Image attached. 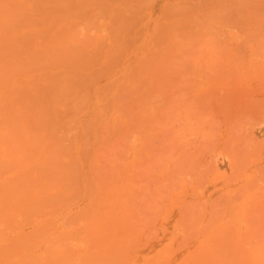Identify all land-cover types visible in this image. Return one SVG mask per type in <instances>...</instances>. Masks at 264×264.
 <instances>
[{
  "label": "rangeland",
  "instance_id": "1",
  "mask_svg": "<svg viewBox=\"0 0 264 264\" xmlns=\"http://www.w3.org/2000/svg\"><path fill=\"white\" fill-rule=\"evenodd\" d=\"M7 2L6 3H9L8 4V7H12V9H10L9 8V10H8V15H10V19H9V21L11 22V25H10V23H9V25L11 26V27H13V25H12V22L14 21L16 24H15V28L14 29H16V30H14L13 28H11L10 29V26H9V30L7 29V27H6V33H7V30H8V32L9 31H11V32H13V33H11L13 36H17V39L14 37V39H15V41L12 39L13 38V36H11L10 37V35L9 36H6L5 38L7 39V37H8V41L6 40V42H8V44L10 45H12V46H9L8 44H6L7 46H5V44H0V49H1V51L3 50V51H6V50H9V49H11V48H15V51H14V49H12L13 50V52H12V50H10V51H8V52H4V53H2V54H0V56L1 55H3L4 57H2V59L3 58H6L5 56H7V57H9V58H6V60H10L11 58H12V60H13V58H15L14 56H16V58L11 62V60L9 61L8 60V62L9 63H7V61H5V60H3V67H5L6 66V64H8V65H12V63H15L14 65L15 66H19V65H21V64H23V62L25 63V65H21V66H19L18 68L17 67H15V66H13V69H12V67H10V66H8V67H10V70L12 69L13 70V72L12 73H10V72H8L9 74H7L9 77H10V80L12 81V82H10V81H5V83H7L8 82V84L10 85H8L9 87H6V84H4V88H6V89H8L7 91H8V93L10 92V91H13V93L12 92H10V93H12L13 95H15V94H17V91H18V94L16 95L17 97H20V98H18L17 99V102H21L20 100H23V97H25L26 95L27 96H30L28 93V89H30L29 88V86H30V84H32L33 82H35L36 80H38L37 81V83L39 82V83H42L41 85H44V84H46L47 85V83H49L52 79H56V81H58V80H61V79H63L65 76L67 77L68 75H66L67 73L69 74H72V75H74V76H76V77H72L73 78V80H75V79H78L79 81H77L78 82V84H80L79 86L80 87H82L83 85L82 84H88V86H86V90H87V92H88V89H87V87H90V89H91V93L90 92H88L89 94H90V96H89V98L90 99H88V102L87 101H85L87 98H85V97H83V99H85V100H83V105H82V101L81 100H79L80 99V97H79V94L80 95H83V96H85V95H87V92H85V94H84V91H85V88H84V90H83V88L82 89H79V90H82V92L80 91V93H79V91H78V88H79V86L77 85H74L75 83H73V82H75V81H71V83L74 85H72L71 87H72V89L71 88H67V87H70L69 85L71 84H69V85H67V87H66V85H65V83L67 82V81H63L64 82V85H65V87L67 88V90L69 89V90H71V91H69V92H71V95H70V93L69 92H65V91H67L66 90V88H64L63 87V85L60 83L59 85H61L60 87L63 89L64 88V90L65 91H63L64 93H66V94H68V95H70V96H68L69 98H72V96H73V99H72V102L73 103H75V105H81L80 106V108H79V110H78V108L76 109V107L77 106H74L75 107V110H73V106H71V109H70V107L68 106V105H65L66 104V101H65V103H64V101H63V99L61 100V101H63V102H60V100L59 101H57L58 99L57 98H62V96L64 95L63 93V95L61 96L60 94V96L59 97H57L58 95H56L55 97H56V102H60V104L61 103H63V105L61 104V106L59 107V105H58V103H57V105H56V103L55 102H53V101H51V100H49L50 102H52V103H49L50 104V106L48 107V112H46V113H50L49 111H51V114L49 115V117L50 118H53V119H51V121H49V120H47V122H51L50 124L51 125H47L48 127H46V125H45V127H46V129H47V132L46 133H44V135H45V137H43V139H46L47 141L46 142H44L43 140V145H42V147H40L41 149H43L44 148V146L45 145H47L46 143L47 142H49V141H51L52 143H50V144H52V145H50L51 146V148L52 147H54V148H56L55 146H65L64 144H66L65 142H64V138H65V140H67V138H71L73 141L72 142H70V144L71 143H76L77 144V146H76V144H72L71 146H73V145H75V146H73V147H71V148H73L72 149V151H77L78 153H79V151H80V149H82V150H85V153L86 152H88V153H86V154H88L89 155V151H86V148L85 147H87V146H83V144H86L85 142H84V140H86V142H87V144L88 145H90V147L88 146L87 148H90V149H92L93 151H95V152H97V149H100V148H102L104 145H103V139H104V137H106L107 135H108V131H109V128H110V131H112V129L113 130H115L116 128H117V126H113L114 128H112V122H110L109 120L110 119H112V121H113V125L115 124V125H118V127L119 128H117L116 129V131H115V133H114V131H112L113 133H111L112 135H117L118 137H121L122 138V135H123V137H125V142H127L126 141V137H127V135L128 136H130V138H131V140H132V138H133V142L130 140L129 142H127L128 144H129V147L128 148H125V144H124V147H123V143H125L124 141H122L123 139H121V138H118V139H120L121 141V143L122 144H119V140L117 139V138H114V141H112L111 140V136H110V134H109V136L111 137H106L105 139H104V141H106V140H108L109 139V141H106L107 143L109 142L110 143V140H111V142H113V143H111V144H114V142H115V139L116 140H118V141H116L115 142V145L117 146L118 144H119V147L120 148H116L114 145H113V147H115L116 149H114L110 144L108 145L106 142V144H105V146L106 147H110V149L108 148H106L105 146V152H104V149L102 148V150H103V153H106V154H108V156H116V154H119V156L121 155V156H123V157H121V158H118L119 156H116V159L115 160H121L122 162H124V164H123V169H122V171H123V173L126 175V177H127V175H129L130 174V176H131V174L132 173H130V172H128L127 170H125V169H128L129 171H132V169L134 168V170L136 169V172H138L137 171V169L138 168H141V169H143V167H146V165L148 164L149 165V163L148 162H146V161H149V160H153V159H155L156 160V156H157V154L159 155V154H161L160 156H165L164 155V153L166 154L167 153V151L168 150H170L169 148L171 147V149H172V146H170V144L168 145V147H167V145H166V143L168 142H166V139H168L169 141H170V139L169 138H173V134H174V132L175 131H177V127H178V129H180L179 127H181V128H183V130H185L186 131V133H185V131L183 132V133H185L186 135V137L185 136H183L184 134H181V132L179 133V134H181V135H179V134H177L176 132V135H175V137L174 138H176V136L177 135H179L180 136V138H179V136H177L178 137V140L181 142V140H183V138L184 139H186L187 141L186 142H188V148L185 146V148H187V149H191V151H195L194 153L193 152H189L188 153V151H187V153L186 154H191V156H192V158H190L191 160L192 159H194L195 158V162L196 161H199V159H200V161H205V162H203L204 163V166L206 165L205 163L207 162V161H209V156H214L212 159L214 160V162L215 163H210L209 164V166H207L206 165V168L207 167H209V168H207L206 169V171H209L208 173L205 171V173L208 175H206V174H204V170H205V168L204 169H202L201 168V166L203 165L200 161L199 162H196V164L197 165H199V166H196V164H194L195 165V167L197 168V169H193L194 168V165H193V160H192V163L190 162H188V163H186L185 165V170H187L188 172L190 171V170H193L194 172H197L198 173V169H200V171L202 170V172H203V174H201V176L199 175V173H198V175L195 177L194 175L195 174H197V173H193V175H191V174H189L190 176H188V172L187 171H185V173L187 172V176L184 178V180L186 181V178H187V180H188V177L189 178H192V181H190V180H188L187 182L188 183H186L185 185H186V189H185V187H183L182 188V194H178V193H180V191L177 193L178 195V198L176 199V198H174L173 199V201H175V200H177V202L175 201V202H173V203H178V205L179 206H183L182 207V209L183 208H185L186 209V207H187V204H189L190 205V202H191V204L193 203V202H195L196 200H199L200 199V203H203L204 202V200H206L207 198H205L204 200H203V202H201L202 200V193H204L205 195H207V196H211V198H212V200H214L213 201V203H212V200H210V198L208 199V202H209V200H210V202L212 203L211 204V206L210 205H208V204H206V201L204 202L206 205H208L209 207H210V210L212 211L213 210V212L215 211H217L218 209H220V207H221V209H222V207L224 206V204L226 205V202H227V198H229V196H231V191H232V193H234L236 190V192H237V194H239L240 193V191L242 190L241 188H240V186L242 187H244L245 185H246V183H247V186H251V184H252V182L251 183H249L248 184V182H249V180H250V177H251V179H253L254 178V182H257V185H259V184H261L262 183V185H261V189H262V187L264 188V182H261V180H262V177H263V173H264V159H263V156H264V152H262V151H264V115H262L263 114V112H264V109H263V107H264V60H263V58H264V49H261L260 47H259V52L260 53H258V51H256V49H258V46L260 45V44H258L259 43V41L257 42V46L255 45V46H253L254 44L252 43V42H255L256 40H259V37H262V30H263V32H264V0H77L76 2L77 3H74L75 2V0L73 1H71L72 3H70L69 4V6H68V4H66V5H64V3L65 2H67V0L63 3V1L60 3V0H6ZM79 1L81 2V3H79ZM2 2H4V0H0V3H2ZM48 2H50V3H48ZM83 2H85V3H83ZM11 3H14V4H16L17 5V3H18V5L20 4V6H15L14 4H13V6H12V4ZM79 3V4H78ZM11 4V5H10ZM74 4H76V5H79V7H77L76 5H74ZM82 4H84V5H82ZM82 6V8H81V6ZM228 5H230L231 7H232V5L234 6V7H236V9H234V7L233 8H231L230 6H228ZM13 7H14V10H13ZM21 7V8H20ZM77 7V8H76ZM225 8V9H224ZM229 8H231V9H229ZM223 9H224V12H225V14L223 13ZM234 9V10H233ZM14 12H13V11ZM17 12V13H16ZM21 14V15H20ZM227 14V15H226ZM20 15V16H19ZM22 17V18H21ZM26 17L28 18V19H26ZM7 18H8V16H7ZM8 21V20H7ZM14 22H13V24H14ZM34 22V23H33ZM37 23V25H36V23ZM43 22V23H42ZM44 22H45V25H44ZM46 23L48 24V28H46ZM7 24H8V22H7ZM31 24H33V25H31ZM35 24V25H34ZM40 24H41V26L42 25H44V27H43V29H42V27H39L40 26ZM51 25V28H50V25ZM93 24H95V26L93 27ZM20 26V27H19ZM22 26V27H21ZM36 26H38V27H36ZM84 26H86V27H84ZM33 27L35 28V29H38L37 30V32H36V30L34 31L33 30ZM53 27V28H52ZM78 27H81V28H78ZM18 28H20V29H18ZM40 28H41V30H40ZM45 28V29H44ZM68 28L70 29L69 31H68V33L66 32V30H68ZM73 28H74V31H76V34L74 33V31H73ZM84 28H86V29H84ZM23 29V30H22ZM51 29H53V31L51 30ZM55 29L56 30H59V34H61L62 35V32L60 33V30H63V36H64V30H65V32L67 33V34H70V31H71V33H73V34H75L76 36H78L77 34H80L83 30H87L88 32H90V34L87 32V34L83 31L82 33H81V36H82V38L81 37H78V38H80V39H78L77 41L78 42H80L79 44H77V46H74V44H73V49H75V47H77V49H80V50H77V49H75L76 51L75 52H73L74 50H72L71 48V46H70V50L69 51H71L70 52V54H68L69 53V51L67 52V51H61L59 48V51H61V53L58 51V53H55L54 54V56L57 54L58 56H59V54H62V52H67V55H69L68 57H67V55L66 56H64V57H62L61 55L59 56V59L60 60H58V61H54L53 62V60L52 61H48L49 63H50V67H48L49 65V63L48 62H46V63H48V64H45L44 63V65H43V63L41 62V61H43L44 62V58L43 59H41L43 56H42V53H49V52H52V53H49V54H44V55H46V56H48V58L50 57L51 59L53 58V56L51 57V55L50 54H53V48L51 49L50 48V44H52V43H58L59 41H61V37H60V39H59V37L58 36H60V35H58L57 34V32L58 31H55ZM75 29H77L78 30V32H77V30H75ZM97 29V30H96ZM18 30L21 32V33H23V34H21L20 32H18ZM44 32H43V31ZM48 30H50V31H48ZM41 31V32H40ZM80 31V32H79ZM92 31V32H91ZM43 32V33H42ZM48 33V36L46 35L47 33ZM55 32H56V34H55ZM94 32V34H91V33H93ZM16 33V34H15ZM26 33H27V36H26ZM36 33V34H35ZM37 33H39V34H37ZM57 35V37H58V39H57V37L56 38H54L55 37V35ZM9 33H7V35H8ZM19 34H21L20 35V37H19ZM25 34V35H24ZM89 34V35H88ZM258 34H260V35H258ZM29 35V36H28ZM36 35H37V37H36ZM51 35H54V36H52L51 37ZM71 35V34H70ZM75 35H73L74 37H75V41H76V39H77V37L75 36ZM88 35V36H87ZM91 35H92V37H93V39L91 38ZM94 35V36H93ZM169 35V36H168ZM170 35H175V41H176V39H177V41H178V39H180V40H182V41H184V39H186L187 37H189V36H193V37H197L196 39L197 40H205V41H207L208 43L210 42V44H205V45H207V46H205V45H203L204 46V48L206 47V49L208 50H206V49H203L202 50V47L203 46H201V48L199 47V49L200 50H198V49H196L195 50V48H194V46L192 47H190V51L187 49V48H189L188 46L187 47H184V49L186 48V52L185 51H183V49L181 50L183 53L185 52V54H187L188 52L190 53L191 51H192V49H194V52L195 51H199V54H198V52H196L197 53V55H196V53H194L193 51H192V53L193 54H191V56H193V57H191V56H188V55H190V54H188V55H183L182 53H181V55H180V51H177V50H179V48L180 47H183L182 46V44H180V47H179V45H178V47H174V48H177V50L176 51H172V50H174V48H172L173 47V45H172V47L170 46V44H172V42L170 41L171 39L172 40H174L172 37H174V36H170ZM3 36V35H2ZM33 36H34V41H33ZM66 36V35H65ZM64 36V37H65ZM68 36V35H67ZM89 36H90V38H89ZM264 36V35H263ZM26 37H28V38H26ZM48 39V40H46V38ZM49 37H51L53 40H55V41H53V42H51V43H49L50 41H51V39L49 38ZM70 37V36H69ZM83 37L85 38V37H88V38H85V40L83 41V40H81V39H83ZM5 38H1L0 37V40L2 39V41L5 39ZM19 38H20V40H19ZM25 40H24V39ZM43 38V43L41 44L40 42H42V39ZM73 38V37H72ZM169 38H171V39H169ZM184 38V39H183ZM262 38H264V37H262ZM12 39V40H11ZM28 41H27V40ZM50 39V40H49ZM56 39H57V41H56ZM92 39V40H91ZM169 41H168V40ZM261 39V38H260ZM12 42H11V41ZM19 40V41H18ZM64 40H65V38H64ZM67 40H68V37H67V39H66V41L65 42H67ZM81 40V41H80ZM5 41V40H4ZM3 41V42H4ZM13 41H14V43H13ZM33 41V42H32ZM46 41H48V42H46ZM62 41H63V38H62ZM1 42V41H0ZM3 42H1V43H3ZM6 42H4V43H6ZM10 42V43H9ZM18 43V46H17V43ZM21 42V43H20ZM25 42V43H24ZM77 42V43H78ZM82 42H84L83 44H82ZM171 42V43H170ZM19 43H20V45H19ZM31 43H32V45L33 46H31ZM39 43V44H38ZM48 43H49V45H48ZM63 43V42H62ZM72 43V42H71ZM73 43H74V40H73ZM170 43V44H169ZM15 46H14V45ZM26 45V46H22V45ZM66 44V43H65ZM70 44V43H69ZM80 44H82V47L83 46H86V47H84V48H82L81 46H80ZM167 44L169 45V46H167ZM222 44H223V46H222ZM36 45V46H35ZM75 45H76V43H75ZM78 45H79V47H78ZM209 45H210V47H209ZM3 46H5V48H3ZM10 48H9V47ZM21 46H22V49H23V51H21ZM52 46V45H51ZM53 46H54V44H53ZM186 46V45H185ZM212 46V47H211ZM221 46V47H220ZM7 47V48H6ZM27 47V49H26V51H25V48ZM55 47H56V45H55ZM224 47V48H223ZM253 47L255 48L254 50L256 51H254L253 50ZM257 47V48H256ZM19 48V49H18ZM29 48H30V50L33 48V50H32V52L31 51H29ZM67 48H69V47H67ZM82 48V49H81ZM170 48V49H169ZM171 48H172V50H171ZM210 48V49H209ZM250 48V49H249ZM6 49V50H5ZM44 49H46V50H44ZM51 49V50H50ZM84 49H86V50H84ZM213 49V50H212ZM220 49V50H219ZM17 50H19V51H17ZM50 50V51H49ZM81 50H84V51H86V55H88V56H86L84 53H82V54H84V55H81V56H86V57H80V52H84V51H81ZM169 50L171 51V52H169ZM188 50V51H187ZM205 50V51H204ZM215 50V52H213L212 53V51H214ZM222 50L224 51L225 50V53L223 54V52H222ZM253 50V51H252ZM1 51H0V53H1ZM2 51V52H3ZM27 51H28V54H27ZM34 51V52H33ZM79 51V52H78ZM216 51H218V53L217 54H219L220 52H222V55L223 56H225V57H221L222 58V60L223 59H225V60H223L222 61V64L220 65V64H218L217 65V63L216 62H218V63H220L221 62V60H220V62H219V59H220V57L219 56H221V54H219L218 56L216 55ZM11 52V53H10ZM21 53L19 56H17L16 54H18V53ZM25 52V53H24ZM31 52V53H30ZM57 52V51H56ZM76 52H78L77 53V55L75 54V56L76 57H78L77 59H75L76 57L75 56H72V55H74V53H76ZM173 52H175V53H173ZM202 53V55H203V58H202V55H200L201 53ZM204 52H206V53H208V54H204ZM210 52V53H209ZM251 52H252V54L254 55V54H256V56L254 55H252L251 54ZM10 53V54H9ZM24 55H23V54ZM39 54V55H37V54ZM71 53H73L72 55H71ZM109 53V54H108ZM170 53V54H169ZM178 53V54H177ZM262 53V54H261ZM12 54H13V56H12ZM25 54H26V56H30V54H31V58H30V60H34V58L35 57H40V54H41V58L39 59L40 60V62L41 63H39L38 64V62H36V63H33V65H30V67H29V65H28V62L26 61V60H28V61H30L29 59H27L28 57H24L25 56ZM34 54H36V56H34ZM108 56H107V55ZM156 54V55H155ZM178 55L177 57L175 56V55ZM196 56H195V55ZM210 54H213L212 56H214V55H216V57H218V61H216L215 62V57H211V55ZM261 54V55H260ZM50 55V56H49ZM56 55V56H57ZM71 55V56H70ZM79 55V56H78ZM104 55H106V56H104ZM173 55H174V57H173ZM209 56L208 58L209 59H205L206 57L205 56ZM10 56H11V58H10ZM32 56H34L33 57V59H32ZM56 56L54 57V59H56ZM181 56V57H180ZM184 58H183V57ZM195 56V57H194ZM199 56H201L200 58H198ZM21 57H24V59L22 58V59H20ZM70 57H72V58H70ZM73 57H75L74 59H73ZM79 57H80V59H81V62H79L80 61V59H79ZM180 57V58H179ZM187 57V58H186ZM188 57L190 58V59H188ZM227 57L229 58L228 60H227ZM245 57H246V59H245ZM17 58H19V59H17ZM68 58H70L69 60L71 61H67L68 60ZM83 58V59H82ZM89 58V59H88ZM154 59V58H162V60H163V62L161 63V65H162V67L161 66H159V74L156 76V77H158V79H156V77L154 76V73H155V75H156V70H152L153 68L154 69H157V68H155V67H153L154 66V64H152L151 62H154V61H151L150 62V60L149 59ZM186 58V59H185ZM191 58H193V59H191ZM198 58V59H197ZM211 58H213L212 60H211ZM235 58V59H234ZM236 58H241V59H243L242 61H241V59H238V60H240L241 62H240V64H237V63H239V62H235L234 60H236L237 61V59ZM1 59V58H0ZM2 59L0 60V61H2ZM16 59H17V61H20L21 63H17V61H16ZM47 59V57L45 58V60ZM50 59V60H51ZM58 59V58H57ZM62 59H64L65 61H66V63L64 62V60L63 61H61ZM67 59V60H66ZM88 59V60H87ZM181 60V59H183V61L185 62V63H183V61L181 60L179 63H178V61L177 60ZM190 61H188V60ZM202 60V59H205V60H208V61H205V60H203L202 62L201 61H199V60ZM232 59H234V60H232ZM23 62H22V61ZM48 60V59H47ZM46 60V61H47ZM72 60H75V61H72ZM84 60V61H83ZM88 61V63H87V61ZM187 62H186V61ZM191 60H193V61H191ZM210 60V61H209ZM214 60V61H213ZM216 60H217V58H216ZM231 60H232V63H230L231 62ZM6 62V64H5V62ZM36 61H38V60H36ZM79 62V64H77L78 62ZM198 62L197 64H195V62ZM226 61H227V64H226ZM228 61H230V62H228ZM234 61V62H233ZM10 62H11V64H10ZM33 62H35V61H33ZM59 62L61 63V62H63V64L61 65V66H57V68H55L56 67V65H58L59 64ZM68 62V63H67ZM147 64H146V63ZM149 62H150V64H152L153 66V68L151 67L150 68V70L148 71L149 73H150V75L148 76V72H147V67L145 66V65H148L149 64ZM211 63V65H210V63ZM213 62V63H212ZM1 63V62H0ZM32 63V62H31ZM31 63H29V64H31ZM55 63V64H54ZM58 63V64H57ZM65 63V64H64ZM86 63V64H85ZM193 63V64H192ZM205 65H204V64ZM229 63V64H228ZM233 63H236L237 64V66L236 65H234ZM2 64H0V67L2 68ZM5 64V65H4ZM16 64H18V65H16ZM34 64H35V66H37V64H38V67L36 68L35 66H34ZM41 64V65H40ZM55 65L54 66V68H52L53 66L52 65ZM70 66H69V65ZM75 64V65H74ZM184 64H185V66H184ZM188 64V65H187ZM199 64V65H198ZM202 64H203V66H202ZM28 66V67H26L27 69H25V66ZM45 65H47V66H45ZM65 65V66H64ZM67 65V66H66ZM71 65H73V66H71ZM78 65V66H77ZM83 65V66H82ZM90 67V68H88V69H86L85 67H88V66ZM160 65V64H159ZM164 65V66H163ZM183 65V66H182ZM192 65H196V67L195 66H192ZM201 65V66H200ZM215 65H216V67H215ZM222 65H223V67H222ZM6 66V67H7ZM32 66V67H31ZM40 66V67H39ZM65 67V68H63V67ZM80 66V67H79ZM85 66V67H84ZM148 66H150V65H148ZM189 66H191V68L189 67ZM201 68H200V67ZM211 66H213V67H211ZM239 66V67H238ZM15 67V68H14ZM35 67V68H34ZM42 67H44L43 69H42ZM66 67H70V71L69 70H67L66 69ZM75 67H77V68H75ZM85 68V69H81V68ZM142 67H143V70H144V67H145V70H146V73H145V70H144V72H141V71H143L142 70ZM164 67V73H162V72H160V71H163V70H161V68H163ZM204 67V68H203ZM237 67L240 69H238L237 70ZM262 67V68H261ZM0 68V69H1ZM17 68V71L15 70ZM22 68H24L25 70H21ZM30 68V69H29ZM32 68H33V70H32ZM48 68V69H47ZM73 68L75 69V70H73ZM195 68V69H194ZM203 68V69H202ZM224 68V69H223ZM52 69V70H51ZM60 69V70H59ZM69 69V68H68ZM71 69L73 70V71H71ZM149 69V68H148ZM198 69V70H197ZM209 69V70H208ZM11 70V71H12ZM15 70V71H14ZM26 70H29L28 72L26 71ZM58 70V71H57ZM64 70H66V71H64ZM82 70V71H81ZM91 70V71H90ZM93 70V71H92ZM201 70V71H200ZM204 70L206 71V72H204ZM263 70V71H262ZM23 71H26L27 73H23L22 74V72ZM60 71V72H59ZM75 71H77V72H75ZM81 71V72H80ZM138 71V72H137ZM154 71H156V72H154ZM197 71H199V72H197ZM210 71V73H208ZM223 71V72H222ZM19 72H21V75H20V73ZM42 72V73H41ZM57 72H59V73H57ZM65 72V73H64ZM67 72V73H66ZM75 72V73H74ZM79 72V73H78ZM90 74V72H92V75L90 74H88V73ZM213 72V73H212ZM217 72V73H216ZM236 72H237V74H236ZM250 72V73H249ZM16 73V74H15ZM19 74V77L21 76H23L22 78H18V74ZM74 73V74H73ZM161 73V74H160ZM25 74L26 75H28V76H25ZM42 74V75H41ZM45 74V75H44ZM58 74V75H57ZM82 74V77L80 76ZM135 74V75H134ZM141 74H143V76L144 77H146V78H144L142 75V77L141 78H139L140 77V75ZM152 74H153V76L154 77H152ZM200 74V75H199ZM240 74V75H239ZM16 75V76H15ZM44 75V76H43ZM72 75H70V76H72ZM78 75V76H77ZM86 75H88V76H86ZM213 75V76H212ZM246 75V76H245ZM249 75V76H248ZM11 76H12V78H11ZM36 76V77H35ZM49 77L51 80H49L48 82L47 81H45V82H47V83H44L43 84V82H41V81H43L44 79L42 78V77ZM69 76V77H70ZM84 76V77H83ZM94 76V77H93ZM130 76V77H129ZM134 76V77H133ZM153 78H151V77ZM221 76V77H220ZM244 76V77H243ZM9 77L7 78L8 80H9ZM33 77H35V78H33ZM60 77V79H58ZM88 77V79L86 80V78ZM161 77V78H160ZM42 78V79H41ZM75 78V79H74ZM80 78H85V82L81 79L80 80ZM135 79V81H132V79ZM136 78H138V80L137 81H140L139 83H137L136 82ZM150 78V79H149ZM155 78V79H154ZM41 79V80H40ZM92 79H95V80H92ZM133 79V80H134ZM141 79H142V82H141ZM15 80V81H14ZM48 80V79H47ZM54 80H52V81H54ZM146 80V81H145ZM156 80H159V81H157L156 82ZM14 81V82H13ZM87 81H88V83H87ZM92 81V82H91ZM96 83H95V82ZM154 81V82H153ZM176 81H179V82H176ZM183 81V82H182ZM10 82V83H9ZM16 82V83H15ZM62 82V83H63ZM76 82V83H77ZM90 82L91 83H93L94 82V84L91 86V84H90ZM130 82H132L133 84H134V82L136 83V84H140L139 86H138V88L135 86V89H131V86L129 87L128 86V84H132V83H130ZM156 82V83H155ZM38 83V84H39ZM146 83H149V84H146ZM152 83V84H151ZM172 83V84H171ZM177 83V85L178 86H176L175 84ZM178 83H180V85L178 84ZM11 84L14 86L15 84L16 85H18V88H17V86H15L14 88H12V90H11ZM132 84V85H133ZM28 85V86H27ZM35 86H36V82H35V84H34ZM41 85H39V87L41 86ZM90 85V86H89ZM151 85H155L154 86V89L152 88L153 86H150ZM173 85H175V86H173ZM182 85V86H181ZM12 86V87H13ZM32 86H33V84H32ZM32 86H30V87H32ZM34 86V87H35ZM77 87V93H78V98H77V96H76V87ZM128 86V87H127ZM180 86V87H179ZM3 87V86H2ZM1 87V88H2ZM33 87V88H34ZM38 87V88H39ZM45 87V86H44ZM47 87H48V85H47ZM74 87V88H73ZM94 87V88H93ZM123 87V88H122ZM133 87H134V85H133ZM157 87V88H156ZM158 87L161 89V90H159L158 89ZM43 88V86L42 87H40V89H42ZM61 88H60V91H62L61 90ZM141 89V91H140V89ZM178 88H180V90L178 89ZM182 88V89H181ZM6 89L3 91V88L2 89H0V91L2 90L3 92H4V94L7 92L6 91ZM14 89V90H13ZM15 89H16V93H14L15 92ZM47 89V88H46ZM143 89H144V92L145 91H147V92H143ZM155 92V90L157 91V92H163L162 94V96L160 95V93H154V92H152V90ZM158 89V90H157ZM165 89V90H164ZM171 89H172V92H174V90L176 91H178V93L176 94L175 92H174V94L171 92ZM26 90V91H25ZM44 90H45V88H44ZM168 90H169V92H168ZM183 90V91H182ZM259 90V91H258ZM263 90V91H262ZM75 93H74V92ZM130 91V92H129ZM2 92V93H3ZM28 92V93H27ZM93 92V93H92ZM138 94H137V93ZM229 92V93H228ZM236 92H238V93H236ZM1 92H0V94H2ZM8 93H6L5 94V96L7 97V98H5V99H8V100H5L4 101V103L7 101H9L10 102V100H9V98L11 99V103H13L14 102V105H17V104H19V103H17V102H15L16 101V99H14V97L15 96H13L12 94V97L13 98H11V97H9V94ZM27 93V94H26ZM82 93V94H81ZM141 93H142V95H141ZM154 93V95H152ZM167 93H169V94H167ZM172 93V94H171ZM182 93V94H181ZM4 94H2V96L4 95ZM8 94V95H7ZM19 94L21 95V96H19ZM155 94H157L158 95V98H159V95H160V97H162L163 98V101L164 102H160L159 101V103H161L162 104V106H163V104L166 102V101H169V98H173L172 100L174 101V102H176L177 100V102L180 104V101H182V104H183V102L184 101H189V103H188V105L189 106H187L188 107V110H189V108H190V111L192 110L193 112H194V114H193V112L191 111V113H190V111H188V110H185V111H187V112H185V113H188L189 112V115H196L197 114V116H198V113H200L199 114V117L201 116L202 117V115H207L208 117H207V120H210V122H211V124H208V123H210V122H208V121H203V122H205L204 124H203V122H202V120L201 121H198V124L200 123V125L201 124H203L202 125V128L203 129H205V130H207L209 127L211 128V126L213 127L214 126V124H215V127L218 125V124H220L219 126L220 127H218V129H220L219 130V132H217V134H218V136L220 137V140H219V137L218 136H216V137H218L217 138V141H216V137L214 138V134H213V138H212V140H210L209 138H206L207 140H206V142H207V144H208V142H209V140L211 141V142H213L214 143V146H215V153H213V152H210L209 153V151H208V153H207V150L209 149L210 150V145H207L206 146V148H208L207 150H205L204 151V149H206V148H204L205 147V145H204V147H203V145H202V149H203V151L204 152H202V149L201 150H199V152H198V149H200V145H201V143H204V142H202L201 140H203V141H205L204 139V135H206V134H202V136L199 134V135H197V134H195L196 133V131H193L192 130V128H188V127H190V126H195V124L193 125V123L191 122V123H189L190 122V116H189V119L187 118V120H189V122H188V124L187 125H189L188 127L186 126V122H185V125H184V123L182 124V122H184V119H183V121H180V120H178L179 121V123L178 122H176L175 123V121L172 119V121L171 120H168V121H170V122H167V120L166 119H164V117H163V115L165 114V111H167V110H170V111H167V117H168V119H171V115H169V113L171 112L172 114L174 113V112H172L173 110H174V108H179V112H177L176 111V114L177 113H179L180 114V111H181V113L183 112L181 109L182 108H180L179 106L181 105H179L178 103H174L175 104V107H174V105L172 104H169L171 101H169V102H167L168 103V105L165 103V105H167V107L165 106H163V109H162V106H161V108H159L160 107V105H158V103L157 104H155L154 106H155V111L157 110V107H158V110H157V112L155 113V111H153V110H151V113H150V109L151 108H153L150 104L151 103H149L148 105L149 106H151V108L148 106V105H146V104H144V103H141L142 102V99H143V97L144 98H146V99H150L151 97V100L152 99H154V100H152L153 102H155L156 100V98H154V96H156L157 97V95H155ZM167 94V95H166ZM180 94H181V96H180ZM238 94H239V96H238ZM257 94V95H256ZM261 94V95H260ZM10 95V96H11ZM145 95V96H144ZM148 95L150 96V97H148ZM171 95V96H170ZM173 95V96H172ZM175 95H177L176 97H174ZM178 95H179V98H178ZM237 95V96H236ZM250 95V96H249ZM2 96H0V97H2ZM66 96V97H67ZM88 96V95H87ZM86 96V97H87ZM122 96V97H121ZM133 96V97H132ZM143 96V97H142ZM164 96V97H163ZM170 96V97H169ZM228 96V97H227ZM253 96H254V98H253ZM9 97V98H8ZM74 97H75V99L77 98V102H79L78 104L76 103V102H74ZM182 97V98H181ZM230 97V98H229ZM232 97V98H231ZM3 98V97H2ZM2 98L0 99V101L2 100ZM60 98V99H61ZM174 98H176V99H174ZM224 98H225V101H224ZM13 99V100H12ZM20 99V100H19ZM65 99H67V98H65V95H64V100ZM81 99H82V97H81ZM122 101V103L120 104L119 103V101L120 100ZM165 99V100H164ZM181 99H186V100H181ZM191 99V100H190ZM227 99H229L228 101H230V99H231V102H234V104L236 105V103L238 102H241V104L242 103H246L245 105H244V107L241 105V104H238V105H240V106H235L234 105V107H239V108H241V110L244 108V110H242L240 113H241V115H240V113L238 114V110L240 111V109H236L235 108V111L237 112L236 113V115L232 112V114H234V116H235V118L233 119L232 117H234L233 115H230V116H228V117H226L227 115H229L228 113H230L231 114V112H228L227 113V111H226V113L224 114V110H226L227 108L229 109V107H227L226 105V101H227ZM238 99V100H237ZM243 99V100H242ZM251 99V100H250ZM52 100H55V98L53 99V97H52ZM68 100V99H67ZM70 101H71V99H69ZM92 100V101H91ZM135 101L136 100V103H138L139 105H138V107H140V108H142V110H143V106H144V108L146 109H144V111L146 112V113H144L141 109H139L138 107V112L140 111H142V113H135L136 112V109H135V106H137V104H135L134 102H133V108L135 109V112H133L134 114H137V115H139L140 117L139 118H137V120H136V115H134V114H132V111H134L133 110V108H132V111H130V109H131V107L129 106V101H130V104H131V101ZM150 100V101H151ZM157 100H161V99H157ZM171 100V99H170ZM176 100V101H175ZM234 100V101H233ZM258 100V101H257ZM47 101V105H48V100H46ZM45 101V102H46ZM84 101H85V103H84ZM120 101V102H121ZM128 101V102H127ZM145 101V100H144ZM151 101V102H152ZM2 102V101H1ZM6 102V103H7ZM124 102H125V104L126 103H128L127 105L130 107V109H129V111L130 112H128V109H126L127 108V105L125 106L124 105ZM148 102V101H147ZM157 102V101H156ZM226 102V103H225ZM17 103V104H16ZM111 103H112V105H111ZM113 103H114V105H115V107L113 108L112 106H113ZM146 103V102H145ZM187 103V102H186ZM46 104V103H45ZM44 104V105H45ZM53 104V105H52ZM67 104H69L70 105V102L68 101L67 102ZM72 104V103H71ZM120 104V105H119ZM123 104V105H122ZM140 104H143V105H141L140 106ZM178 104V105H177ZM55 105V106H54ZM65 105V106H64ZM74 105V104H73ZM107 105L109 106H111L110 108H109V111H108V108H107ZM135 105V106H134ZM187 105V104H186ZM185 105V106H186ZM228 105H230L229 103H228ZM233 105V104H232ZM231 105V106H232ZM254 105V106H253ZM66 106H68V109L70 110V111H68V109H67V107ZM78 106V107H79ZM123 106H125V108H124V110L126 109L127 110V112L126 111H124V110H122L123 108ZM173 106L174 108H171V107ZM178 106V107H177ZM226 106V107H225ZM246 106V107H245ZM249 106V107H248ZM52 107H54L53 109H52ZM56 107V108H55ZM63 107H66V110L63 108ZM119 107V108H118ZM128 107V108H129ZM182 107V106H181ZM186 107V108H187ZM222 107H224V108H222ZM44 108H45V106H44ZM50 108V109H49ZM81 108H82V110H81ZM115 108H117L116 110H115ZM169 108V109H168ZM192 108V109H191ZM248 108V109H247ZM250 108H251V110H250ZM255 108H257V109H255ZM262 108V109H261ZM45 109H47V108H45ZM106 109H107V113H106V115H105V113H104V111L106 112ZM112 109H113V112L114 113H112ZM164 109H166V110H164ZM177 109H175V110H177ZM185 108H184V104H183V110H184ZM233 108L231 107L230 108V111L232 110ZM253 109V110H252ZM72 110V111H71ZM78 110V111H77ZM122 110V111H121ZM163 110V111H162ZM174 110V111H175ZM222 110L224 111V112H222ZM234 110V109H233ZM248 110H249V112H248ZM76 111V112H75ZM117 111V112H116ZM119 111V112H118ZM121 111V112H120ZM125 112V113H123V114H121L122 112ZM229 111V110H228ZM251 111V112H250ZM44 112H45V110H44ZM164 114H163V113ZM169 112V113H168ZM196 112H198V113H196ZM213 112H216V114H214ZM110 113H112L111 115H110ZM121 115H120V114ZM130 113L131 114V116H127L128 114ZM148 113V114H147ZM152 113H153V116H152ZM161 114L162 113V116H160V115H158V114ZM170 113V114H171ZM184 112L182 113V115L181 116H183V114L184 115H186ZM254 113V114H253ZM125 114V115H124ZM129 114V115H130ZM147 114V115H146ZM150 114H151V116L152 117H155V115H156V117L157 116H159V117H162V118H159V120L161 119L162 120V122L161 121H159L158 120V123L157 124H159V123H162L161 125H163V126H165L164 128H163V126L161 127V128H158L157 126H153L152 124V126L150 125H148V123L149 122H151L152 123V121H153V118L150 116ZM175 114V113H174ZM178 114V115H179ZM212 114L215 116V117H212ZM47 115V116H48ZM105 116V120H104V116ZM124 115V116H123ZM149 115V116H148ZM191 115V117H193ZM217 115V116H216ZM219 115H221V116H223V115H226L225 116V118H224V116H223V118H224V120H226V124L224 123V124H222V120H223V118L222 119H220L218 116ZM52 116V117H51ZM109 116V117H108ZM110 116H112V117H114L115 118V116H117L118 118H115L116 120H114L112 117H110ZM121 116V117H120ZM126 116V117H125ZM133 116H136V117H133ZM143 116L145 117V116H147L149 119H146L145 118V120H146V124H143V122L145 121V120H141V119H143ZM170 116V117H169ZM173 116V115H172ZM203 116V117H204ZM220 116V117H221ZM254 116H256V117H254ZM48 117V118H49ZM106 117H108V120H107V118ZM122 119V120H120V118ZM127 117H129V119H132L133 118V120H135V122L137 123V125H138V123H139V125H140V127H139V125H138V129L139 130H137L138 131V134L140 135H138L137 134V131H136V126H134V125H131V123L129 122V119L127 118ZM132 117V118H131ZM174 117V116H173ZM178 117V116H177ZM201 117L198 119V120H200L201 119ZM259 117V118H258ZM101 118H103V120L101 119ZM125 118V119H124ZM182 117H180L179 119H181ZM183 118H185V117H183ZM195 118H196V116H195ZM214 118V119H213ZM215 118H217L216 120H215ZM239 118H240V120H241V122H243V123H239L240 121H239ZM254 118V119H253ZM120 121H119V120ZM157 119V118H156ZM156 119H154V121L156 120ZM178 119V118H177ZM197 119V118H196ZM204 119H205V117H204ZM203 119V120H204ZM227 119H229V120H227ZM231 119V120H230ZM46 120L44 121V122H46ZM101 120L103 121L102 123H103V125H106L105 127L108 129V131L106 132L107 134H105V131H106V129L104 130L103 128H105V127H102L103 125H101L102 123H101ZM125 120H127L129 123H127V121H125ZM133 120H131L134 124H136ZM149 120V121H148ZM182 120V119H181ZM215 120V121H214ZM219 120H221V121H219ZM233 120V121H232ZM238 120V121H237ZM255 120H256V123H255ZM98 121V122H97ZM100 121V122H99ZM105 121L107 122V121H109L110 123L109 124H107V123H105ZM118 121H119V123H118ZM139 121V122H138ZM157 121V120H156ZM156 121L155 122H153V123H156ZM191 121H194V117H193V120H191ZM235 122V123H237V124H234V127H232L233 125H232V122ZM46 122V123H47ZM172 122H173V125H174V123H175V125L173 126L174 127V129H173V127L170 129V127H168L170 124L169 123H171V125H172ZM218 122V123H217ZM227 122H228V124H227ZM244 122L246 123L245 125H244ZM31 124H33L32 122H30ZM52 123H53V125H52ZM95 123V124H94ZM98 123V124H97ZM121 123V124H120ZM165 125H164V124ZM178 123V125L179 126H177L176 124ZM196 123V122H195ZM206 123L209 125V127H208V125L206 126ZM256 124L255 126L256 127H253L254 125L253 124ZM257 123H258V125H257ZM99 124H100V126H99ZM119 124H120V126H119ZM190 124H192V125H190ZM197 124V123H196ZM213 124V125H212ZM239 124V125H238ZM44 125V124H43ZM54 125H56L57 126V128L54 126ZM109 125H111L110 127H109ZM122 125H124L123 127H125V128H123L122 127ZM143 125H145V126H143ZM181 125V126H180ZM183 125H184V127H183ZM204 125L206 126V127H204ZM211 125V126H210ZM221 125H222V127H221ZM223 125H224V127H223ZM236 125V126H235ZM251 125H253V126H251ZM53 128H52V127ZM108 126V127H107ZM132 126L134 127V128H132ZM146 126H148V128L149 127H151L152 129H150V130H152L151 132H148V134H145L144 136H148L147 137V139H146V141H145V139H144V141H143V139H142V137H141V133H143L142 131L144 130V127H145V129L147 128ZM197 126V125H196ZM195 126V127H196ZM199 126V125H198ZM197 126V127H198ZM227 126H229L228 128H227ZM232 128H231V127ZM244 126V127H243ZM246 126V127H245ZM248 126H250V128L248 127ZM50 127V128H49ZM55 127V128H54ZM95 127V128H94ZM100 127V128H99ZM121 127H122V129H121ZM127 127H128V129H127ZM157 128V129H159V130H165V128H166V131H165V133L167 132V134H168V138L167 137H164V136H166L167 134H165L162 130H161V132L158 130H154L153 131V128ZM159 127H160V124H159ZM195 127H193V128H195ZM227 129H226V128ZM238 127V128H237ZM252 127H253V130H252ZM262 129H261V128ZM61 128V129H60ZM99 128V129H98ZM147 128V129H148ZM154 128V129H155ZM201 127H199L197 130H199V129H202ZM209 128V129H210ZM214 128V127H213ZM213 128H211V129H213ZM222 128V129H221ZM242 128V129H241ZM243 128H244V130H246V131H244L243 130ZM255 128V129H254ZM46 129H45V131H46ZM53 129V132L51 131ZM55 129H57V131L55 132ZM102 131H101V130ZM120 129V131L119 132H117L118 130ZM126 129V130H125ZM140 129H142V131L140 132ZM147 129H146V131H147ZM196 129V128H195ZM210 129V130H211ZM224 129H225V131L227 130V132H226V134H225V131H224ZM228 129H231V130H228ZM232 129H237V131H236V133L232 130ZM51 131V134H48L49 133V131ZM58 130H59V132H58ZM103 130H104V136L102 135V133H103ZM124 130H125V132L126 133H123L124 132ZM149 130V131H150ZM171 130V131H170ZM182 130V129H181ZM215 130H217V128L215 129ZM222 130V131H221ZM64 131H66V132H64ZM127 131H128V133H130V134H128L127 133ZM200 131H202V130H200ZM204 131V130H203ZM208 131V130H207ZM213 131V130H212ZM221 131V132H220ZM242 133H241V132ZM65 133L66 134V136H63V137H61V134L62 133ZM133 132V133H132ZM170 132V133H169ZM199 132V131H198ZM209 132V131H208ZM208 132H205V133H208ZM223 132V133H222ZM233 133V134H231L232 136L230 137V133ZM243 132H245V133H243ZM52 133L54 134V135H52ZM63 133V134H64ZM119 133H121V134H119ZM201 133V132H200ZM213 133V132H212ZM47 134V135H46ZM60 134V135H59ZM95 134V135H94ZM119 134V135H118ZM134 134V135H133ZM144 134V133H143ZM165 134V135H164ZM211 134V132H209V134L208 135H210ZM216 134V133H215ZM224 134L226 135V137H227V139H228V137H230V139L231 138H233V139H229V141H226V138H225V140L224 141H222L223 139H224ZM70 135V136H69ZM72 135V136H71ZM137 135H138V137H139V140H138V138H137ZM164 135V136H163ZM195 135H197V136H195ZM208 135H206V137L208 136ZM223 135V136H222ZM227 135H229V136H227ZM243 135V136H242ZM245 135V136H244ZM49 136H50V139H47V138H49ZM61 137V139H60V137ZM103 138H102V137ZM131 136H133V137H131ZM171 136V137H170ZM204 136V137H203ZM210 136H212V135H210ZM209 136V137H210ZM238 136V137H237ZM59 138V139H57V138ZM135 137V138H134ZM202 139H201V138ZM250 138L249 140H250V142L251 141H256V140H259L260 141V145H259V142L258 141H256L255 142V147L257 146L256 144H257V142H258V145L259 146H257L258 147V149H257V147L255 148L254 146H253V148H254V153H255V151H257L258 150V153L256 152L255 154H256V156H258V158H260L261 157V155H263L260 159H258L256 156V158L258 159V161H257V159H253V160H248V161H246L244 164L247 166H249V169H250V171H249V174L251 175L250 177H249V179H247L245 182L244 181H242L241 183H239V184H236V185H234V186H231L230 188H228V190H227V188L225 187V185H226V183L228 184V182L226 181V179H227V177L230 179V180H232L231 181V183L234 181V179H233V175H235V176H239L240 177V175H238L239 174V172L238 171H236L237 169H238V167L239 168H241V165H239L238 167H235V164H241V162L239 161L240 159H238L237 158V156H236V154H239V153H237V152H242V151H244L245 150V148L244 147H246L247 145L246 144H248V140H247V138ZM253 137V138H252ZM256 137V138H255ZM102 138V139H101ZM166 138V139H165ZM174 138H173V140H174ZM204 138V139H203ZM211 138V137H210ZM223 138V139H222ZM245 138H246V140L248 141V142H246V143H243V141L245 142L246 140H245ZM82 139H83V141H82ZM90 139V141L88 142V140ZM92 139H93V141H92ZM94 139H95V142H94ZM128 139H129V137H128ZM164 140L165 141V145H163V143H162V149H161V142H163V141H161V140ZM255 139V140H254ZM49 140V141H48ZM70 140V139H69ZM77 140V141H76ZM173 140H171L170 141V143L173 141ZM175 140H177V138L175 139ZM177 140V145L179 144V141ZM220 141V143H219V141ZM234 140V141H233ZM54 141V142H53ZM58 141H60V143H61V141H62V143H63V145L61 144L60 145V143L58 142ZM68 141V140H67ZM82 141V142H81ZM91 141H92V143H91ZM99 141H101V143H102V145H100L99 146V148H97V149H94L95 147H97L98 145H99ZM242 141V142H241ZM57 142V143H56ZM94 142V143H93ZM205 142V143H206ZM224 142H227L226 143V145H227V149L228 150H226V148L224 147L225 145H224ZM41 143V144H42ZM44 143H45V145H44ZM80 143H81V145H82V148H80ZM83 143V144H82ZM100 143V144H101ZM118 143V144H117ZM131 143L132 144H134L132 147L134 148V150H135V155L136 154H138V153H140L141 154V156H142V159L140 158V156L139 155H137V156H139L138 157V160L136 159V157L137 156H134V154L132 155L131 153H134V150L132 149V147L130 146L131 145ZM173 144L174 143H176L175 141H173L172 142ZM183 143V142H182ZM182 143H180V144H182ZM235 143V144H234ZM253 142H251V144H252ZM40 144V145H41ZM54 144V145H53ZM86 144V145H87ZM91 144H92V146H93V148H92V146H91ZM128 144H126L127 146H128ZM186 143H184V145H185ZM211 144V143H210ZM219 144V145H218ZM221 144H222V147H221ZM242 144H245L246 146H241ZM49 145V144H48ZM67 145L68 146H65V147H67V148H64V149H67L68 150V147L70 146L69 145V143L67 142ZM120 145H122V147L120 146ZM143 145V146H142ZM172 145V144H171ZM175 145V144H174ZM173 145V146H174ZM177 145H175L176 147L175 148H177V150L178 151H180V150H182V148H183V144L182 145H179L180 146V148L178 149V147L179 146H177ZM187 145V144H186ZM249 145H250V143H249ZM254 145V144H253ZM50 146H46L45 148H47L48 147V149H49V147ZM126 146V147H127ZM142 146V147H141ZM165 146V147H164ZM170 146V147H169ZM218 146H219V148H218ZM251 146V145H250ZM76 147V148H75ZM83 147H84V149H83ZM118 147V146H117ZM141 147V148H140ZM223 147L225 148V150L226 151H228L227 153H225V154H230L229 156H226L225 157V155H224V152H223V157L225 158H220L219 156H218V153H219V151H221L220 150V148H222L223 149ZM242 147V148H241ZM62 148V149H63ZM71 148H69V150L71 149ZM77 149V148H79L78 150H75V149ZM129 148H130V150L132 149L133 150V152H132V150H131V152H130V150H129ZM167 150H166V149ZM175 148H173V149H175ZM217 148H218V150H217ZM236 151V153H235V151L233 150V149ZM236 148V149H235ZM244 148V149H243ZM247 148V147H246ZM260 148V149H259ZM53 149V148H52ZM139 149L141 150V151H139ZM162 150V152L161 151H159V150ZM212 149V148H211ZM45 150V152H47V153H49V150H47V149H44ZM44 150H42L43 151V153H45L44 152ZM47 150V151H46ZM51 150V149H50ZM89 150V149H88ZM108 150V151H107ZM151 150H153V152L155 153V154H153V152L151 151ZM163 150H165L164 151V153H163ZM233 151V153H229V151L230 152H232ZM99 151H101V150H99ZM128 151V152H127ZM185 151V150H184ZM183 150H182V152L183 153H185ZM223 151H224V149H223ZM225 151V152H226ZM65 152H67V151H65ZM74 152H71V153H74ZM81 152L82 151H80V154H81ZM95 152L93 153V155L95 156ZM130 156V158L129 159H131V155L133 156L132 157V159L131 160H128V158H126L125 156H127L128 157V155L126 154V153ZM130 152V153H129ZM137 152V153H136ZM151 152H152V154H151ZM159 152V153H158ZM196 152H198L199 154H195ZM68 153H69V151H68ZM67 153V154H68ZM71 153H69L67 156L70 158V157H72L70 154ZM78 153H74V154H72V155H74V156H76V158H78V157H82V155H86V154H78ZM84 153V152H83ZM182 153V154H183ZM205 153H207V154H205ZM221 153H222V151H221ZM262 153V154H261ZM46 154V153H45ZM63 154H64V151H63ZM61 155L62 156V161L64 162H67V164H72V162H70L69 161V159H68V157L67 156H65L66 155V153L64 154V155ZM76 154V155H75ZM90 154H92V151L90 150ZM97 154H101V153H98L97 152ZM96 154V155H97ZM106 154H104V155H106ZM125 156H124V155ZM131 154V155H130ZM145 154V155H144ZM203 154H204V156H203ZM209 154V155H208ZM215 154V155H214ZM47 155V154H46ZM78 155H80V156H78ZM88 155H87V157L86 158H88ZM99 155L97 156V157H99ZM102 155V154H101ZM103 155V156H104ZM151 155L152 156H154L155 155V157H152L151 158ZM194 155V156H193ZM201 155V156H200ZM232 155H234L235 157H236V159H235V161L233 160L235 157L233 156L232 157ZM63 156H65V158L63 157ZM103 156H101V157H99V159L98 160H93V159H91L90 157V159L92 160V162L94 163L95 162V167H94V165H93V163L92 162H88L89 160H85V157H84V160L86 161V163L88 162V165H90V171L92 170V169H94L95 170V172H99V170H102L104 167H105V164L107 165L108 163H111V161H112V159H113V157H112V159L110 158V157H108V158H106V157H103ZM145 158H144V157ZM149 156H150V158H149ZM166 156H167V154H166ZM165 156V157H166ZM190 156V157H191ZM196 156V157H195ZM206 156H208V158L206 157ZM260 156V157H259ZM91 157H93L92 155H91ZM96 156L94 157V158H97ZM103 157V158H102ZM134 157H135V159H134ZM197 157L199 158V159H197ZM207 159H206V158ZM229 157V158H228ZM163 158V157H162ZM189 158V157H188ZM204 160H203V159ZM210 158V159H211ZM60 159V158H59ZM60 159V160H61ZM79 159V158H78ZM78 159H75V158H72V160H73V163H74V160H78ZM101 159L102 160H105V161H101ZM108 159V160H107ZM149 159V160H148ZM197 159V160H196ZM206 159V160H205ZM212 159H211V161H212ZM70 160H71V158H70ZM80 160V159H79ZM79 160H78V162H79ZM110 160V161H109ZM115 160H113L112 161V163H111V166H109L110 164H108L107 166H109V168L110 169H112V170H115V171H112V173H114L115 174V172L117 171L116 169H118L119 170V172H121L120 174L121 175H123L122 174V171L120 170V168H117L116 166L117 165H120L119 164V160H118V162H117V164H115L114 165V161ZM132 160H134L133 162H131ZM136 160V161H135ZM141 160V161H140ZM144 160V161H143ZM164 160V159H163ZM173 160V159H172ZM172 160H170L171 161V164L169 163L168 165H169V167L170 168H168V170L167 171H169V169H171V165L173 164L172 163ZM236 160H238L239 162L238 163H236ZM262 160V161H261ZM34 161V160H33ZM33 161L31 160V162L33 163ZM69 161V162H68ZM82 161H83V158H82ZM82 161L80 160V162L79 163H82ZM100 161V162H99ZM129 161H130V163H133L134 164V166H132L131 168H130V166L131 165H133V164H130L129 163ZM144 162V164H146V165H144L143 164V162ZM158 162H159V160H157ZM157 161H155V163L157 162ZM169 161V162H170ZM30 162V161H29ZM29 162L27 163L29 166L31 165V164H29ZM98 162V163H97ZM114 162V163H113ZM152 162V161H151ZM157 162V163H158ZM173 162H174V160H173ZM233 162V163H232ZM256 162L258 163V166H257V164H256ZM79 163H77V164H74V167H76L75 165H78ZM86 163H84L83 162V166H84V164L86 165L85 166V168L87 167V169H89L88 168V165L86 164ZM101 163L102 164H104V167H103V165L101 166ZM135 163H137L136 165H135ZM143 164V166H142V164ZM154 163V161L151 163V164H153ZM260 163V164H259ZM26 164V165H27ZM70 164V166H72ZM100 164V166H98V165ZM113 164V165H112ZM127 164V165H126ZM159 164H160V162H159ZM208 164V163H207ZM212 164V165H211ZM215 164V166H214V168H215V170L216 169H218L219 170V173L221 172V174H220V176L219 177H217V178H214V179H212L211 178V176L215 173L214 171V168L212 169V170H214L212 173H210V168H212V166ZM217 164V165H216ZM232 164H234V167H232L233 165ZM254 164H255V166H254ZM261 164H263V166L261 165ZM25 165V166H26ZM33 165V164H32ZM32 165L30 166L31 167V169H32ZM64 165V164H63ZM66 165V164H65ZM82 165H79L80 166V168H79V170H77V168H75V170H76V172L78 171H80L79 172V175H81V176H79V182L80 183H78V184H80V186H81V188H82V186H84V183L82 182V178L84 179V178H86V177H90L89 175H90V172H88L89 174H87L86 175V177H82V176H85V174H86V170H85V168L84 167H82ZM93 165V166H92ZM138 165V166H137ZM147 165V166H148ZM156 165V164H155ZM158 165V164H157ZM167 165V166H168ZM190 165H192V167H190ZM236 165V166H237ZM253 165V166H252ZM35 166V165H34ZM66 166H68V165H66ZM113 166H115V167H113ZM122 166V165H121ZM140 166V167H139ZM159 166V165H158ZM161 166H163L162 164L159 166L160 167V169H162V170H159V171H156V172H150L151 173V175L149 176L150 177V179L152 180V179H154V181L156 182V181H161V179L163 180V178L164 177H166V176H163V178L161 177L162 175H168V172H166L163 168H161ZM204 166H202V167H204ZM211 166V167H210ZM245 166V167H246ZM250 166H252V167H254V169H253V172L251 173V171H252V169H251V167ZM101 167V168H100ZM103 167V168H102ZM26 168H28L27 166H26ZM81 168H84V170L83 169H81ZM92 168V169H91ZM97 168V169H96ZM190 168V169H189ZM233 168H235L234 170L235 171H231ZM237 168V169H236ZM259 168V169H258ZM30 169V168H29ZM99 169V170H98ZM106 169H108V168H105V170ZM140 169V170H141ZM243 169L245 170V168L243 167ZM255 169H257V171H255ZM261 169H263V170H261ZM81 170H83V172L81 171ZM94 170H92V172L94 171ZM96 170H98V171H96ZM239 170V169H238ZM240 170H242V169H240ZM260 170V171H259ZM89 171V170H88ZM125 171V172H124ZM162 171V172H161ZM165 171V172H164ZM259 171V173H258V175L259 174H261L262 172V174H261V179H260V177H258V175H257V172ZM82 172V173H81ZM85 172V174H83ZM92 172H91V174H92ZM119 172L117 173L116 172V174H119ZM128 172V173H127ZM237 172V173H236ZM255 172V173H254ZM134 173V172H133ZM149 173V172H148ZM153 173V174H152ZM167 173V174H166ZM184 173V174H185ZM190 173V172H189ZM192 173V172H191ZM232 173V175H229V174H231ZM75 174V173H74ZM78 174V173H77ZM76 174V175H77ZM211 174V175H210ZM237 174V175H236ZM256 174V175H255ZM149 175V174H148ZM153 175V176H152ZM155 175V176H154ZM206 176L205 177V179L203 180L202 178V176ZM229 175V176H228ZM234 176V177H235ZM153 177V178H152ZM195 178V180H193L194 178ZM197 177H199V178H197ZM223 177H224V180H222V181H220L221 179H223ZM238 177V178H239ZM255 177H256V179H255ZM76 178V177H75ZM128 178V177H127ZM201 178V179H200ZM226 178V179H225ZM257 178L260 180H258L257 181ZM264 178V177H263ZM78 179V178H77ZM76 179V180H77ZM229 180V181H230ZM89 181V180H88ZM90 181H91V179H90ZM90 181H89V183H90ZM185 181H183V182H185ZM196 181H197V183H196ZM199 181V182H198ZM211 181V182H210ZM220 181V182H219ZM225 182V183H222V182ZM235 181H236V179H235ZM250 181H252V180H250ZM263 181H264V179H263ZM75 182H77V181H75V179H74V183ZM81 182L83 183V184H81ZM87 182V181H86ZM85 182V183H86ZM209 182H210V184H211V186H210V184H209ZM212 182H218L217 184L219 185L220 183L221 184H225L224 186L222 185H220V187H223L222 189H224V187H225V189L224 190H220L221 188L218 186V185H216V183H215V185H214V183H213V185H212ZM253 182V183H254ZM261 182V183H260ZM203 183V184H202ZM234 183V182H233ZM232 183V184H233ZM197 184H202V185H200L199 187H201V188H199V191L197 190L198 188H196V187H198V185ZM235 184V183H234ZM256 184V183H255ZM76 185H77V183H76ZM184 185V186H185ZM196 185V186H195ZM210 187H209V186ZM228 185H230V184H228ZM195 186V187H194ZM228 187V186H227ZM242 187V188H243ZM78 188H80V187H78ZM81 188H80V191H81ZM206 188V189H205ZM218 188H219V190H218ZM237 188H239V189H237ZM261 189H259L257 192H256V196H257V198H256V200L254 199L255 198V195H254V198L252 199V201H254L255 200V202L254 203H251L250 202V204L249 205H253V207H252V205H251V207L249 206H247V208L248 209H246V215L248 216V219H250V220H248V222H250V224H256L257 226H258V223H259V228L258 229H264V225H263V227H261V225H260V222L261 221H264V220H262L263 218H262V216L264 215H262V212L264 213V201L261 203V202H259L260 200H261V196L263 197L264 196V189L263 190H261ZM185 190H186V192H185ZM217 190L219 191V192H217ZM226 190V191H225ZM234 190V191H233ZM79 191V195H80V192ZM184 191V192H183ZM196 191V192H195ZM202 191H204V192H202ZM215 191H216V195L214 194L215 193ZM222 191H223V193H222ZM259 191H260V194L261 195H259ZM261 191L263 192V193H261ZM60 192V191H59ZM206 192V193H205ZM236 192H235V194H236ZM239 192V193H238ZM191 193V194H190ZM194 193H196V194H198V193H200L199 195H196V194H194ZM221 193V194H220ZM225 193V194H224ZM82 194H84V193H81V195ZM143 194V193H142ZM209 194V195H208ZM230 194V195H229ZM235 194H232V195H235ZM80 195V196H81ZM181 195V196H180ZM214 195V196H213ZM217 195H219V196H217ZM221 195H224L225 197L224 198H222L221 197ZM135 195H133V197H134ZM185 196V197H184ZM209 196V197H210ZM215 197V196H217L215 199H213V197ZM226 196H227V198H226ZM79 197V196H78ZM82 198H83V195L81 196ZM80 197V202H81V200H83L82 198ZM132 197V196H131ZM138 196L136 195V198H137ZM143 197V196H142ZM199 197H201V198H199ZM206 197V196H205ZM220 197V198H219ZM77 198V197H76ZM135 198V197H134ZM140 198V197H139ZM180 198V199H179ZM260 198V199H259ZM138 199V198H137ZM178 199H179V201H178ZM185 201H184V200ZM259 199V200H258ZM263 200H264V197L262 198ZM76 200V199H75ZM141 200H142V198H141ZM180 200H182V201H180ZM192 200H194V201H192ZM216 200V201H215ZM218 200V201H217ZM221 200V201H220ZM224 200H225V203H224ZM257 200H258V202H259V206L256 204V202H257ZM79 201H78V203H76L75 205H77V208H78V204H79ZM134 201L135 202H137V200L136 199H134ZM139 201H140V199H139ZM138 201V202H139ZM186 201H188V202H186ZM73 202H75L74 200H73ZM83 202L84 201H82V204L81 205H83ZM180 202V203H179ZM172 202H171V206L172 205H174ZM187 203V204H186ZM215 203H216V205H215ZM218 203V204H217ZM219 203H220V205H219ZM223 203V204H222ZM261 203V204H260ZM74 204V203H73ZM184 204H185V207H184ZM197 204H199V201H198V203ZM196 204V202H195V204L194 205H197ZM204 204V205H205ZM214 204V206H212ZM74 205V206H75ZM177 205V204H176ZM176 205L175 206H173V207H175L176 208ZM178 205H177V207H178ZM193 205V206H194ZM222 205V206H221ZM258 206V210H256L257 208H255V206ZM73 206V205H72ZM73 206V207H74ZM191 207H192V205H190ZM215 206H216V208H215ZM218 206V207H217ZM256 206V207H257ZM263 206V207H262ZM76 207V206H75ZM80 207V206H79ZM181 207H178V212L180 211V214H182L183 212H184V210L182 211V209H181ZM191 207H189V209L188 210H190L191 209ZM49 208L50 207H48V206H46L44 209H45V211H46V209H48L49 210ZM76 208V209H77ZM174 208V209H175ZM193 208V207H192ZM212 208H214V209H212ZM251 208V212L253 213V212H255V214H258L259 213V211H260V215H259V218L260 219H257L258 218V215H255V214H252L250 211H249V209ZM253 208H255V210L256 211H253L254 209ZM260 208H261V210H260ZM263 208V209H262ZM70 209H72V208H70ZM173 209V210H174ZM177 209V208H176ZM181 209V210H180ZM209 209V208H208ZM220 209V210H221ZM224 209V208H223ZM47 210V211H48ZM209 210V211H210ZM219 210V212H220V215H221V211H223V210H221L220 211ZM44 211V212H45ZM46 211V212H47ZM59 211V212H58ZM55 214H62V213H60V210H58ZM70 211H71V213H70ZM69 211V214L67 213V212H65V214H63L64 216L66 215V213L68 214L67 216H68V218H69V215H70V218H69V220L67 219V216L65 217V219H67V222H68V224L70 225V227H68L67 225H63V224H67L65 221H62V219L64 218V216H63V218L61 219L60 217H58V218H55V220L53 219V221L51 220V218H48V217H50V216H46L47 215V213L46 214H44L45 216V218L44 217H42V218H44V219H46V217H47V219L46 220H51L52 221V223L53 224H51L52 226H55V228L57 227V225L59 224V225H61V223H63L62 225H63V227H62V225L59 227L60 229H58V231H57V233H55V235H57L55 238L58 240V242H59V240L61 239V238H63V240L61 239L60 241H66V239L67 238H65V236L67 235L66 233H68V231L69 232H71L72 231V229H73V227L74 226H72L70 223H69V221L71 220V221H73V219H72V217H71V215H73V213L74 212H76V210L75 209H72V210H70ZM72 211H74L73 213H72ZM78 211V210H77ZM81 211V210H80ZM181 211H182V213H181ZM210 211V213H213V212H211ZM258 211V212H257ZM191 212V211H190ZM79 213V212H78ZM223 213V212H222ZM54 214V215H55ZM57 214V215H58ZM77 214V213H76ZM76 214H75V217H74V219L76 220ZM80 214V213H79ZM188 214H190V213H188ZM217 214V213H216ZM56 215V216H57ZM58 215V216H59ZM184 215V214H183ZM212 215H214V214H212ZM219 215V214H218ZM43 216V215H42ZM51 217H53V213H52V216ZM55 217V216H54ZM53 217V218H54ZM218 217H220V216H218ZM251 217V218H250ZM253 217V218H252ZM60 218V220H57V225H56V223H54V222H56V219H59ZM77 218H79V217H77ZM254 218H255V220H254ZM262 218V219H261ZM64 220V219H63ZM258 220V221H257ZM259 220H260V222H259ZM50 221V222H51ZM58 221H60V222H58ZM254 221V223H251V222H253ZM261 223H263L264 224V222H261ZM154 224H155V222H154ZM158 224H160V222L158 223ZM162 224L163 223H161V225H158V228L160 227V226H162ZM157 225V224H156ZM155 225V226H156ZM164 225V224H163ZM65 226H67V228H65ZM149 226V225H148ZM147 226V227H148ZM150 226H151V224H150ZM149 226V227H150ZM147 227H146V230H148L147 229ZM54 228V227H53ZM62 228H63V230H62ZM157 228V229H158ZM162 228V227H161ZM179 228H181L180 226H179ZM151 229V228H150ZM152 229H153V225H152ZM155 229V228H154ZM163 229V228H162ZM60 230H62L63 231V234L61 233V237H60V235H58V232H61ZM75 230V229H74ZM177 230V229H176ZM76 231V230H75ZM155 231V230H154ZM224 233H225V230H222ZM220 232L221 234L223 233V232ZM260 231V230H259ZM66 232V233H65ZM74 232V231H73ZM151 232V230H149V231H147V235L149 234ZM153 232V231H152ZM158 232H160L159 230H158ZM72 233V232H71ZM71 233H69V234H71ZM154 233H157L156 231L154 232ZM220 233L217 235L218 237H219V235H220ZM223 233V234H224ZM60 234V233H59ZM65 234V235H64ZM151 234V233H150ZM222 234V235H223ZM62 235H63V237H62ZM72 235L74 236L75 235V233H72ZM152 235V234H151ZM156 236H157V234H155ZM155 235H152L151 237H153V236H155ZM221 235V236H222ZM69 235H67V237H68ZM72 236V237H73ZM220 236V237H221ZM59 237H60V239H59ZM71 237V236H70ZM70 237H68V240L67 241H70L69 239H70ZM148 237H149V235H148ZM55 240V239H54ZM56 241V240H55ZM57 242V241H56ZM56 242H54V244L56 245H54V247H56L55 248V252H57V253H55V255H57V257H59V255H61L62 256V259H63V256L65 257V251H66V249H68L67 247H66V249L64 248L65 246H62L61 247V245L59 244H57ZM62 242H61V244H62ZM64 243V242H63ZM60 246L59 248H58V246ZM64 245V244H63ZM66 245V244H65ZM67 245H70V246H74V245H71L70 243L68 244V242H67ZM69 246V247H70ZM76 246V245H75ZM74 246V247H75ZM73 247V248H74ZM144 247V246H143ZM148 246H146L145 245V247L143 248L144 250L143 251H145L147 254H150L151 252H152V250H151V247L149 246L148 248H147ZM65 249V251H63V252H65V253H62L61 254V252H62V250L60 251V249ZM76 248H77V246L75 247V250L74 251H76ZM145 248L147 249V250H145ZM150 248V249H149ZM149 249V250H148ZM69 251H71V249L69 250ZM68 251V252H69ZM45 252V251H44ZM68 252H67V254H68ZM72 252V251H71ZM73 253V252H72ZM64 254V255H63ZM70 255V253L68 254V256ZM61 256H60V258H61ZM67 256V257H68ZM66 257V258H67Z\"/></svg>",
  "mask_w": 264,
  "mask_h": 264
},
{
  "label": "bare ground",
  "instance_id": "2",
  "mask_svg": "<svg viewBox=\"0 0 264 264\" xmlns=\"http://www.w3.org/2000/svg\"><path fill=\"white\" fill-rule=\"evenodd\" d=\"M10 1V0H9ZM50 1V0H49ZM63 0H60V3L62 2ZM66 0H64L63 1V3L65 2ZM72 0H67V2H65L64 3V5H66V4H68V6H69V4L70 3H72L71 2ZM74 1V0H73ZM77 0H75V2L74 3H77L76 2ZM81 1V0H80ZM79 1V3H81ZM7 1L6 0H4V2H2V3H0V37L3 39V38H5L6 36H9L11 33H13V32H11V31H9L8 32V30H9V26L11 25V22L9 21V19L11 18L10 17V15H8L9 13H8V10H9V8L11 7H8V4L9 3H6ZM11 2V1H10ZM70 2V3H69ZM48 3H50V2H48ZM78 3V4H79ZM83 3H85V2H83ZM12 4V6H13V4L14 3H11ZM10 4V5H11ZM62 4V3H61ZM73 4V3H72ZM15 6H17L18 5V3H17V5L16 4H14ZM71 5V4H70ZM74 5H76V4H74ZM82 5H84V4H82ZM18 6H20V4L18 5ZM17 6V7H18ZM77 7H79V5H76ZM81 6V5H80ZM228 6H230V5H228ZM70 7V6H69ZM76 7V8H77ZM231 7V6H230ZM234 6L232 5V7L231 8H233ZM21 8V7H20ZM81 8H82V6H81ZM231 8H229V9H231ZM10 9H12V7L10 8ZM225 9V8H224ZM224 9H223V13L225 14V12H224ZM234 9H236V7H234ZM233 9V10H234ZM13 10H14V7H13ZM12 10V11H13ZM16 10V9H15ZM14 10V11H15ZM13 11V12H14ZM17 11V10H16ZM17 13V12H16ZM21 15V14H20ZM19 15V16H20ZM227 15V14H226ZM7 16H8V18H7ZM22 18V17H21ZM26 19H28L27 17H26ZM8 20V21H7ZM11 20V19H10ZM7 22H8V24H7ZM14 22V21H13ZM13 22H12V25H13V27H11L10 26V29L11 28H15L16 26H15V22H14V24H13ZM9 23H10V25H9ZM34 23V22H33ZM36 23V22H35ZM43 23V22H42ZM31 25H33V24H31ZM35 25V24H34ZM36 25H37V23H36ZM44 25H45V22H44ZM44 25H42L41 26V24H40V26L39 27H42V29H43V27H44ZM50 25V24H49ZM95 26V24H93V27ZM6 27H7V33H9L8 35H7V33L5 32L6 31ZM20 27V26H19ZM22 27V26H21ZM36 27H38V26H36ZM35 27V28H36ZM84 27H86V26H84ZM34 27H33V30L35 31L36 30V32H37V30L38 29H35ZM46 28H48V24L46 23ZM50 28H51V25H50ZM53 28V27H52ZM78 28H81V27H78ZM18 29H20V28H18ZM45 29V28H44ZM84 29H86V28H84ZM14 30H16V29H14ZM23 30V29H22ZM40 30H41V28H40ZM52 31H53V29H51ZM70 29L68 28V30H66V32L68 33V31H69ZM75 30H77V29H75ZM88 30V29H87ZM87 30H83L86 34H87ZM97 30V29H96ZM17 31V30H16ZM39 31V30H38ZM43 31V30H42ZM45 31V30H44ZM43 31V32H44ZM48 31H50V30H48ZM55 31H58L57 32V34L58 35H60V36H58L59 37V39H60V37H61V41H59L58 43H52V44H50L49 45V43H51V42H53V41H55V40H53L51 37L52 36H54L55 34H56V32H55V34L54 35H51V37H49L50 39H51V41L48 43V45L50 46V48L52 47L53 48V54H50L51 55V57L53 56V58L51 59L50 57L48 58V56H46V55H44V54H46V53H42V58H41V54H40V57H35L34 58V60L33 61H35V62H33L32 60H30V58H31V54H30V56L28 55V56H26V54H25V56L24 57H28L27 59H29L30 61H28V60H26L27 62H28V65H29V67H30V65H33V63H36V62H38V64L39 63H43V65H44V63L45 64H48L49 62L48 61H52L53 60V62L56 60V61H58V60H60L59 59V56L61 55H63L62 57H64V56H66L67 55V52L70 50V46L72 47L71 49L72 50H74L73 52H75L76 50L75 49H77V47H75V49H73V47L74 46H77V44H79L80 42H78L79 40L78 39H80V38H78V37H81L82 38V36H81V33L83 32H81L80 34H77L78 36H76L75 34H76V31H74V28H73V31H74V33L75 34H73V33H71V31H70V34H67L66 32H65V30H64V36H63V30H60V33L62 32V35L61 34H59V30H56L55 29ZM18 32H20L19 30H18ZM41 32V31H40ZM42 32V33H43ZM54 32V31H53ZM77 32H78V30H77ZM80 32V31H79ZM92 32V31H91ZM21 33V32H20ZM47 33V32H46ZM89 34H90V32H88ZM16 34V33H15ZM21 34H23V33H21ZM21 34H19V37H20V35ZM36 34V33H35ZM37 34H39V33H37ZM88 34V35H89ZM91 34H94V32L93 33H91ZM3 35V36H2ZM25 35V34H24ZM47 36H48V33L46 34ZM68 35V36H67ZM73 35H75L76 37H77V39H76V41H75V37L73 36ZM87 35V36H88ZM258 35H260V34H258ZM262 37H264L263 35H264V32H263V30H262ZM11 36H13L12 34L10 35V37ZM26 36H27V33H26ZM29 36V35H28ZM70 36V37H69ZM94 36V35H93ZM169 36V35H168ZM170 36H174V37H172L174 40H172L171 38H169V39H171L170 41L172 42V44H170V46L172 47V45H173V47L172 48H174V47H178V45H179V47H180V44H182V46L183 47H178L179 48V50H177V48H174V50H172V48H171V50L172 51H180L179 53H180V55H181V53L183 54V55H188V54H193L192 53V51L194 52V49H192V51L189 53H187V54H185V50H186V48L184 49V47H189V48H187L188 50L190 49V47L192 46H194V48H195V50L196 49H198V50H200L199 49V47L201 48V46H203V45H205V44H210V42L208 43L207 41H205V40H197L195 37H193V36H189V37H187L186 39H184V41H182V40H180V39H178V41H177V39H176V41H175V35H170ZM14 37L17 39V36H13V40L15 41V39H14ZM36 37H37V35H36ZM57 37V35H55V37L54 38H56ZM58 37H57V39H58ZM67 37H68V40H67V42H65L66 41V39H67ZM73 37V38H72ZM262 37H259V40H256L255 42H252L254 45L253 46H255L256 44H257V42L259 41V43L258 44H260L259 46H258V49H256V51H258L259 50V47L261 48V49H264V38H262ZM26 38H28V37H26ZM46 38V37H45ZM62 38H63V41H62ZM64 38H65V40H64ZM85 38H88V37H85ZM85 38L83 37V39H81V40H85ZM89 38H90V36H89ZM91 38L93 39V37H92V35H91ZM261 38V39H260ZM2 39L0 40L1 42H3L4 40V42H6V40L8 39V37H7V39L5 38L3 41H2ZM11 39V40H12ZM24 39V38H23ZM49 39V40H50ZM57 39H56V41H57ZM91 39V40H92ZM10 40V41H11ZM19 40H20V38H19ZM18 40V41H19ZM25 40V39H24ZM27 40V39H26ZM42 40V42H40L41 44L44 42L43 41V38L41 39ZM46 40H48L47 38H46ZM53 40V41H52ZM73 40H74V43H73ZM78 40V41H77ZM80 40V41H81ZM168 40V39H167ZM8 41V40H7ZM14 41H13V43H14ZM28 41V40H27ZM33 41H34V36H33ZM32 41V42H33ZM169 41V40H168ZM0 42V44L2 45V44H5V46H7L6 44H8V42H6V43H1ZM12 42V41H11ZM46 42H48V41H46ZM63 42V43H62ZM72 42V43H71ZM78 42V43H77ZM10 43V42H9ZM17 43V42H16ZM21 43V42H20ZM20 43H19V45H20ZM25 43V42H24ZM66 43V44H65ZM70 43V44H69ZM75 43H76V45H75ZM84 42H82V44H83ZM256 43V44H255ZM39 44V43H38ZM53 44H54V46H53ZM73 44H74V46H73ZM82 44H80V46L82 47ZM9 45V44H8ZM14 45V44H13ZM16 45V44H15ZM14 45V46H15ZM22 45V44H21ZM52 45V46H51ZM55 45H56V47H55ZM84 45V44H83ZM186 45V46H185ZM207 45H205V46H207ZM5 46H3V48H5ZM9 46H12L11 44L9 45ZM8 46V47H9ZM17 46H18V43H17ZM22 46H26V45H22ZM22 46H21V51H23V49H22ZM31 46H33L32 45V43H31ZM36 46V45H35ZM167 46H169L168 44H167ZM222 46H223V44H222ZM257 46V45H256ZM19 47V46H18ZM67 47H69V48H67ZM78 47H79V45H78ZM84 47H86V46H83L82 48H84ZM208 47V46H207ZM209 47H210V45H209ZM212 47V46H211ZM221 47V46H220ZM7 48V47H6ZM10 48V47H9ZM51 48V49H52ZM62 51H67V52H62V54H59V56L57 55H55L56 56V59H54V54L55 53H58V51H59V49ZM81 48V49H82ZM183 49V51H185L184 53L181 51L182 49ZM224 48V47H223ZM257 48V47H256ZM12 49H14V51H15V48H11V49H9V50H6V51H1V49H0V51H1V53L0 54H2V53H6V52H8V51H10V50H12ZM19 49V48H18ZM26 49H27V47L25 48V51H26ZM50 49V50H51ZM170 49V48H169ZM181 49V50H180ZM203 49H206V47L204 48V46L202 47V50ZM210 49V48H209ZM250 49V48H249ZM255 48L253 47V50H254ZM32 50H33V48L30 50V48H29V51H31L32 52ZM44 50H46V49H44ZM49 50V51H50ZM77 50H80V49H77ZM84 50H86V49H84ZM84 50H81V51H84ZM187 50V51H188ZM195 51L194 53H196V52H198V54H199V51ZM207 50V49H206ZM213 50V49H212ZM220 50V49H219ZM252 50V51H253ZM17 51H19V50H17ZM47 51V50H46ZM57 51V52H56ZM61 51H59L60 53H61ZM190 51V50H189ZM205 51V50H204ZM208 51V50H207ZM255 51V50H254ZM255 51V52H256ZM12 52H13V50H12ZM30 52V53H31ZM34 52V51H33ZM70 52L71 51H69V53L68 54H70ZM79 52V51H78ZM78 52H76V53H74V55H72L73 53H71V55L72 56H75V54L77 55V53ZM169 52H171L170 50H169ZM213 52H215V50L214 51H212V53ZM222 52H223V54L225 53V50L223 51L222 50ZM222 52H220L219 54H221V56H219L220 57V59H219V62H220V60H221V62L220 63H218V62H216V61H218V57H216V55L218 56L219 54H217L218 53V51H216V55H214V56H212L213 54H210L211 55V57H215V62L217 63V65L218 64H222V61L223 60H225V59H223L222 60V58L221 57H225V56H223L222 55ZM4 53V54H5ZM11 53V52H10ZM9 53V54H10ZM25 53V52H24ZM49 53H52V52H49ZM49 53H47V54H49ZM66 55H65V54ZM82 53H86V51H84V52H80V57H86V56H88V55H86V56H81V55H84V54H82ZM173 53H175V52H173ZM201 53V52H200ZM210 53V52H209ZM258 53H260L259 51H258ZM21 53L19 52L18 54H16L17 56H19ZM23 54V53H22ZM27 54H28V51H27ZM37 54V53H36ZM36 54H34V56H36ZM109 54V53H108ZM170 54V53H169ZM178 54V53H177ZM175 55L176 57L178 56V55ZM191 54L190 55H188V56H191ZM204 54L206 55V54H208V53H206V52H204ZM251 54H252V52H251ZM257 54V53H256ZM256 54H254L255 56H256ZM262 54V53H261ZM260 54V55H261ZM6 55V54H5ZM24 55V54H23ZM37 55H39V54H37ZM49 55V56H50ZM70 55V56H71ZM107 55V54H106ZM106 55H104V56H106ZM156 55V54H155ZM195 55V54H194ZM196 55H197V53H196ZM195 55V56H196ZM200 55H202V53L200 54ZM204 55V56H205ZM209 55V56H210ZM253 55V54H252ZM253 55V56H254ZM12 56H13V54H12ZM34 56H32V59H33V57ZM69 55H67V57H68ZM79 56V55H78ZM108 56V55H107ZM194 56V57H195ZM209 56H205L206 58L205 59H209L210 57ZM2 57H4L3 55H1L0 56V58L2 59ZM6 58H9V57H7V56H5ZM15 58H16V56H14ZM24 57H19L20 59H24ZM30 57V58H29ZM47 57V61L45 60V58ZM76 57V56H75ZM75 57H73V59L75 58ZM80 57H79V59H80ZM173 57H174V55H173ZM181 57V56H180ZM179 57V58H180ZM183 57V56H182ZM191 57H193V56H191ZM201 56H199L198 58H200ZM209 57V58H208ZM6 58H3L2 59V61H0L1 63L0 64H2L3 63V60H5V61H7V63H9L8 62V60H6ZM10 58H11V56H10ZM15 58H13V60L15 59ZM19 58H17V59H19ZM43 59L44 60V62L43 61H41L40 62V60L39 59ZM58 58V59H57ZM70 58H72V57H70ZM70 58H68V62L71 60ZM78 57H76L75 59H77ZM184 58V57H183ZM187 58V57H186ZM185 58V59H186ZM197 58V59H198ZM202 58H203V55H202ZM216 58H217V60H216ZM226 58V57H225ZM0 59V60H1ZM17 59H16V61H17ZM19 59V60H20ZM26 59V58H25ZM24 59V60H25ZM51 59V60H50ZM70 59V60H69ZM83 59V58H82ZM89 59V58H88ZM87 59V60H88ZM188 59H190L189 57H188ZM187 59V60H188ZM191 59H193V58H191ZM205 59H200L199 61H203V60H205ZM213 58H211V60H212ZM229 58L227 57V60H228ZM235 59V58H234ZM234 59H232V60H234ZM237 59V61L236 60H234L235 62H239V63H237V64H240V62L243 60V59H241V58H236ZM238 59H241V61L240 60H238ZM245 59H246V57H245ZM11 60V62L13 61L12 60V58L10 59ZM9 60V61H10ZM36 60H38V61H36ZM64 59H62L61 61H63ZM78 60V59H77ZM86 60V61H87ZM150 60V62L151 61H154V62H151L152 64H154V66L152 65V64H150V62H149V64L148 65H150V66H148V65H145L146 67H147V72L150 70V68L153 66V67H155V68H157V69H154L153 67V69L152 70H156V71H154V72H156V75H155V73H154V76L156 77L158 74H159V66H161L162 67V65H161V63L163 62V60H162V58H152V59H149ZM182 61H183V59H181ZM180 59L179 60H177L178 61V63L181 61ZM213 60V61H214ZM232 60H231V62L230 61H228V62H230V63H232ZM263 60H264V58H263ZM4 61V62H5ZM15 61V60H14ZM13 61V62H14ZM22 61V60H21ZM55 61V62H56ZM72 61H75V60H72ZM84 61V60H83ZM162 61V62H161ZM186 61V60H185ZM189 61V60H188ZM191 61H193V60H191ZM198 61V62H199ZM205 61H208V60H205ZM210 61V60H209ZM233 61V62H234ZM11 62H10V64H11ZM21 63L20 61H17V63ZM23 62V61H22ZM25 62V61H24ZM23 62V64H21L22 66L23 65H25V63ZM32 62V63H31ZM46 62H48V63H46ZM64 62L66 63V61L64 60ZM67 62V63H68ZM71 62V61H70ZM69 62V63H70ZM76 62V61H75ZM78 62V61H77ZM79 62H81V59H80V61ZM79 62L77 63V64H79ZM187 62V61H186ZM190 62V61H189ZM195 62V61H194ZM198 62H195V64H197ZM204 62V61H203ZM264 62V61H263ZM18 63V64H19ZM29 63H31V64H29ZM62 64H63V62H61ZM60 62H59V64L58 65H56V67L55 68H57V66L59 67V66H61L62 64H61ZM64 63V64H65ZM87 63H88V61H87ZM146 63V62H145ZM181 63V62H180ZM183 63H185L184 61H183ZM210 63V62H209ZM213 63V62H212ZM5 64H6V62H5ZM4 64V65H5ZM15 63H12V65L10 66V65H8V64H6V66L8 65V66H10V67H12V69H13V66H15L14 65ZM18 64H16V65H18ZM38 64H37V66H35V64H34V66L37 68L38 67ZM55 64V63H54ZM52 65L53 67L52 68H54V66L55 65ZM61 64V65H60ZM86 64V63H85ZM89 64V63H88ZM147 64V63H146ZM160 64V65H159ZM193 64V63H192ZM204 64V63H203ZM203 64H202V66H203ZM226 64H227V61H226ZM229 64V63H228ZM234 65H236L237 66V64L236 63H233ZM21 65H19V66H21ZM41 65V64H40ZM49 66L48 67H50V63L48 64ZM69 65V64H68ZM75 65V64H74ZM188 65V64H187ZM199 65V64H198ZM205 65V64H204ZM210 65H211V63H210ZM3 67V64H2V68L0 69V89H2L3 88V91L6 89V88H4L5 86H4V84H6V87H9L10 85L8 84V82L7 83H5V81L7 80V81H10V82H12L11 80H10V77L7 75V74H9L8 72H10V73H12L13 72V70L11 71L10 70V67ZM19 66H15V67H19ZM45 66H47V65H45ZM65 66V65H64ZM67 66V65H66ZM70 66V65H69ZM71 66H73V65H71ZM78 66V65H77ZM83 66V65H82ZM88 66V65H87ZM90 66V65H89ZM85 67L86 69H88V68H90V67ZM164 66V65H163ZM183 66V65H182ZM184 66H185V64H184ZM192 66H195L196 67V65H192ZM201 66V65H200ZM199 66V67H200ZM14 67V68H15ZM24 67V66H23ZM26 67H28L27 65L25 66V69H27ZM32 67V66H31ZM34 67V68H35ZM40 67V66H39ZM63 67V66H62ZM80 67V66H79ZM81 68V69H85V68ZM186 67V66H185ZM190 68H191V66H189ZM211 67H213V66H211ZM215 67H216V65H215ZM222 67H223V65H222ZM239 67V66H238ZM237 67V70L239 69ZM17 68L15 69L16 71H17ZM44 67H42V69H43ZM63 68H65V67H63ZM69 68V69H68ZM75 68H77V67H75ZM149 68V69H148ZM197 68V67H196ZM201 68V67H200ZM204 68V67H203ZM202 68V69H203ZM262 68V67H261ZM19 69V68H18ZM21 69V68H20ZM23 70H25L24 68H22ZM21 69V70H22ZM30 69V68H29ZM45 69V68H44ZM48 69V68H47ZM66 69L67 70H69L70 71V67H66ZM164 69V67L163 68H161V70H163ZM195 69V68H194ZM224 69V68H223ZM241 69V68H240ZM239 69V70H240ZM14 70V71H15ZM32 70H33V68H32ZM52 70V69H51ZM60 70V69H59ZM73 70H75L74 68H73ZM72 69H71V71H73ZM142 70H143V67H142ZM144 70H145V67H144ZM144 70L143 71H141V72H144ZM146 70H145V73H146ZM198 70V69H197ZM209 70V69H208ZM27 72L29 71V70H26ZM26 71H23L22 72V74L23 73H27ZM58 71V70H57ZM64 71H66V70H64ZM82 71V70H81ZM80 71V72H81ZM91 71V70H90ZM93 71V70H92ZM201 71V70H200ZM263 71V70H262ZM60 72V71H59ZM59 72H57V73H59ZM75 72H77V71H75ZM74 72V73H75ZM138 72V71H137ZM160 72H162V73H164V70L163 71H160ZM197 72H199V71H197ZM204 72H206L205 70H204ZM223 72V71H222ZM20 73V75H21V72H19ZM29 73V72H28ZM42 73V72H41ZM65 73V72H64ZM67 73V72H66ZM73 73V74H74ZM79 73V72H78ZM88 73V72H87ZM158 73V74H157ZM208 73H210V71L208 72ZM213 73V72H212ZM217 73V72H216ZM250 73V72H249ZM16 74V73H15ZM18 74V73H17ZM60 74V73H59ZM89 74V73H88ZM90 74L92 75V72H90ZM89 74V75H90ZM161 74V73H160ZM236 74H237V72H236ZM42 75V74H41ZM45 75V74H44ZM43 75V76H44ZM58 75V74H57ZM66 75H68L67 77L65 76L63 79H61V80H58V81H56V79L54 80V79H52V80H54V81H52L49 77H42L44 80L43 81H41V82H43V84L44 83H47L49 80H51L49 83H47V85H48V87H47V85L46 84H44V85H41L42 83H37V81L38 80H36L35 82H36V86L34 85L35 84V82H33L32 84H33V86H32V84H30V86H32V87H30L29 86V88L30 89H28L29 91V95L30 96H25V97H23V100H20L21 102H17V99L18 98H20V97H17L16 95L18 94V91H17V94H15V95H13L12 93H13V91H10V92H12V93H8V89H6V93H8L9 94V97H11V98H13L12 97V95L13 96H15L14 97V99H16V101L15 102H17V103H19V104H17V105H14V102L13 103H11L12 101H11V99L9 98V100H10V102L8 101H6L5 103H4V101L5 100H8V99H5V98H7L6 96H5V94H4V92L1 90L0 92L2 93V94H4L3 96H2V94H0V96H2V97H0V99L2 98V102L0 101V264H264V229H258L259 228V223H258V226L254 223V221L253 222H251V223H254V224H250V222H248V220H250V219H248V216L246 215V209H248L247 208V206L250 204V202L251 203H254L255 202V200H256V198H257V196H256V192L259 190V189H261V185H262V183L261 182H264L263 181V177H264V173L262 174L263 175V177H262V180H261V184H259V185H257V182H254V178L253 179H251V175L249 174V171H250V169H249V166L247 165H245L244 163L246 162V161H248V160H253L254 158L255 159H257L258 158V156H256V152L258 153V150L257 151H255V153H254V148H253V146L255 147V142L256 141H258L259 142V145H260V141L259 140H256V141H251V142H253L252 144H251V142H250V138H247V140L249 141H247L246 140V138H245V142L243 141V143H246V142H248V144H242L241 146H246V147H244L245 148V150L244 151H242V152H237V153H239V154H236V156H237V158L238 159H240L239 161L241 162V164H235V167H238L239 165H241V168H239L238 167V169L236 170V171H238L239 172V174L238 175H240V177L239 176H235V175H233V179H234V183L232 184L231 183V181L232 180H230L228 177H227V179H226V181L228 182V184H230V185H228L227 183H226V185L225 184H217L216 182V185H218L219 187H220V185L222 186H224L225 185V187L227 188V190H228V188H230L231 186H234V185H236V184H239V183H241L242 181H246L247 179H249V177H250V180H252V181H250L249 180V182H248V184L249 183H251L252 182V184H251V186L249 185V186H247V183H246V185L242 188L241 186H240V188L242 189L241 191H240V193L239 194H237V190L235 191L236 192V194H235V192L234 193H232V191H231V196H229V198H227V196H226V198L228 199L227 200V202H226V205L224 204V206L222 207V209H221V207H220V209L221 210H223V211H221L220 209H218L216 212L214 211L213 212V210L211 211L210 210V207L208 206V205H210L211 206V204L213 203V201L214 200H212V198H211V196L209 197V196H207V195H205L204 193H202V201L201 202H203V200L205 199V198H207L206 200H204V202L206 201V204H208V205H206L204 202L203 203H200V199L199 200H196L195 202H196V204L198 203V201H199V204H197V205H194L195 204V202H193L192 204H191V202H190V205H192V207L189 205V204H187V207H186V209L185 208H183L182 209V207L181 206H179L178 205V203H173V202H177V200H175V201H173V199L174 198H178V194H182V188L183 187H185V189H186V183H188L187 181L188 180H190V181H192V178H189L188 177V180H187V178H186V181L184 180V178L187 176V170H185V166L187 165L186 163H192V160L194 161L193 162V165L194 164H196V162H199L200 161V159L197 157V159H199V161H196L195 162V158L194 159H190V158H192V156H191V154L189 155V154H186L187 153V151H188V153L190 152H193V151H191V149L189 148V149H187L188 147V142H186L187 140L186 139H184L183 138V140H181V142L178 140V137L177 136H179V135H181V134H184L183 136H185L187 133H186V131L185 130H183V128H181V127H179L180 129H178V127H177V131H175L177 134H179L181 131V134H179V135H177L176 136V138H177V140L179 141V144L177 145V140H175L176 138H174L175 137V135H176V133L174 132V134L172 135L173 136V138H174V140H173V138L171 139V138H169L170 139V141L171 140H173V141H175L176 143H174L175 145H177V146H179V145H182L183 144V148H182V150L185 152V153H183L182 152V150H180V151H178L177 150V148H175L176 146L171 142L170 143V141L168 140V139H166V145L168 144H170V146H172V149H171V147L169 148L170 150H168L167 151V156H166V154L164 153V151L165 150H163V153H164V155L166 156H160L161 154H157V156L155 157V155L154 156H152L151 155V158L152 157H155L156 158V160L155 159H153V160H149V161H146V162H148L149 163V165L147 166L146 164H144V160L142 161L143 162V164L144 165H146V167H143V169H141V168H138L137 169V171L138 172H136V169L134 170V168L132 169L131 167L132 166H134V164L133 163H130V161H129V163L130 164H133V165H131L130 166V168L132 169V171H129L128 169H125V170H127L128 172H130V173H132L131 174V176H130V174L129 175H127V177H126V175L123 173V171H122V169H123V164H124V162H122L121 160H119L120 162H119V164L120 165H115V164H117V162H118V160H115L116 159V156H119V154H116V156H108V154H106V153H103V150H102V148L104 149V152H105V144L107 143L106 141H109V139L111 138V140L112 141H114V138H121V137H118L117 135L115 136V135H112L111 133H113L112 131H114V133H115V131H116V129L117 128H119L118 127V125H113V121H112V119H110L109 121L110 122H112V128H114L115 126H117V128L115 129V130H113L112 129V131H110V128H109V131H108V129L105 127L106 125H103V118H101L102 120H101V125H103L102 127H105V128H103L104 130L106 129V131H105V134H107L106 132L108 131V135L106 136V137H110L108 140H106V141H104V139L106 138V137H104V139L102 140L103 141V145L105 146H103L102 145V143H101V141H99V145L97 146V147H95L94 149H97V148H99V146L100 145H102L103 147L102 148H100V149H97V152L98 153H101L100 155L99 154H97V152H95V151H93L92 149H90V148H87L88 146L90 147V145H88L87 144V142H86V140H84V142L87 144H83V146L85 145V146H87V147H85L86 148V151H89V155L88 154H86V153H88V152H86L85 153V150H82V149H80V151H82L81 152V154H86L85 156L84 155H82V157H78L81 161H82V158H83V161H82V163H79L80 162V160L78 159V158H76V156H74V155H72V154H74V153H78L77 151H72V149L73 148H71V147H73V146H75V145H73V146H71L72 144H76V143H71L70 144V142H72L73 140L71 139V138H67V140H65V138L63 137V136H66V134L64 133V132H66V131H64L62 134H61V137H63L64 138V142L66 143V144H64L65 146H68L67 145V142L69 143V147H68V150L67 149H64V148H67V147H65V146H55L56 148H54V147H52L51 148V146L50 145H52V144H50V143H52L51 141H49V142H47L46 144L47 145H45V143H44V148L43 149H41L40 147H42V145H43V141L44 142H46L47 140L46 139H43V137H45V135H44V133H46L47 132V129H46V127H48L47 125H51L49 122H47V120H49V121H51V119H53V118H50L49 117V115L51 114V111H49L50 113H46V112H48L47 110H48V107L50 106V104L49 103H52V102H50L49 100H51V101H53V102H55L56 103V105H57V103L58 102H56V95H58L57 97H59L60 95L62 96L63 94L65 95V98H67V99H65L64 100V95L62 96V98L60 99V98H57L58 100L57 101H59L60 100V102H63L64 101V103H65V101H66V104L65 105H68L69 107H70V109H71V106H73L72 108H73V110H75V107L74 106H77L76 107V109L78 108V110H79V108H80V106L79 105H75V103H73L72 102V99H73V96H72V98H69L68 96H70L71 95V92H69V91H71V90H67V88H71L72 89V83H71V81L73 80V78L72 77H76V76H74V75H72V74H66ZM70 75H72V76H70ZM135 75V74H134ZM140 75V74H139ZM142 76H143V74H141ZM140 75V77L139 78H141L142 76ZM150 75V73L148 72V76ZM200 75V74H199ZM238 75V74H237ZM240 75V74H239ZM16 76V75H15ZM25 76H28V75H26L25 74ZM70 76V77H69ZM78 76V75H77ZM81 77H82V74L80 75ZM86 76H88V75H86ZM153 76V74H152V77H154ZM213 76V75H212ZM246 76V75H245ZM249 76V75H248ZM9 77V80L7 79ZM23 77V76H22ZM21 76L19 77V74H18V78H22ZM36 77V76H35ZM35 77H33V78H35ZM84 77V76H83ZM89 77V76H88ZM88 77L86 78V80L88 79ZM94 77V76H93ZM130 77V76H129ZM134 77V76H133ZM144 77V76H143ZM151 77V76H150ZM151 77V78H152ZM221 77V76H220ZM244 77V76H243ZM11 78H12V76H11ZM41 78V79H42ZM144 78H146V77H144ZM161 78V77H160ZM13 79V78H12ZM40 79V80H41ZM48 79V80H47ZM58 79H60V77L58 78ZM75 79V78H74ZM85 80V78H80V80ZM134 79V78H133ZM132 79V81H135V79L133 80ZM150 79V78H149ZM153 79V78H152ZM155 79V78H154ZM156 79H158V77H156ZM76 80V81H75ZM75 80H73V81H75V82H73V83H75L74 85H80V84H78V82L77 81H79L78 79H75ZM83 80V81H84ZM92 80H95V79H92ZM138 80V78H136V82L137 83H139L140 81H137ZM15 81V80H14ZM13 81V82H14ZM45 81H47V82H45ZM65 81H67L66 83H65V85H66V87H67V85H69L70 83V87H65V85H64V82ZM146 81V80H145ZM157 81H159V80H156V82ZM9 82V83H10ZM63 82V83H62ZM77 82V83H76ZM85 82V81H84ZM92 82V81H91ZM90 82V84H91V86L94 84V82L93 83H91ZM141 82H142V79H141ZM154 82V81H153ZM155 82V83H156ZM176 82H179V81H176ZM183 82V81H182ZM16 83V82H15ZM62 84L63 85V87L64 88H66V90L67 91H65L64 90V88L62 89L61 87V85H59V84ZM87 83H88V81H87ZM96 83V82H95ZM130 83H132V82H130ZM9 86H8V85ZM133 84V83H132ZM132 84H128V86L130 87L131 86V89H135V86L138 88V86L140 85H138V84H136L135 82H134V87H133V85ZM146 84H149V83H146ZM152 84V83H151ZM172 84V83H171ZM179 85H180V83H178ZM39 85H41L40 87H42L43 86V88L42 89H40V87H39ZM73 85V86H74ZM76 85V86H77ZM83 86L82 87H80L79 86V88H78V91H79V93H80V91L82 92V90H79V89H82L83 87L85 88V91H84V94H85V92H87V90H86V86H88V84L86 85V84H82ZM86 85V86H85ZM176 86H178L177 85V83L175 84ZM175 85H173V86H175ZM3 86V87H2ZM13 85L11 84V90H12V88H14L15 86H17V88H18V85H14L13 87H12ZM28 86V85H27ZM35 86V87H34ZM45 86V87H44ZM61 86V87H60ZM75 86V87H76ZM90 86V85H89ZM127 86V87H128ZM150 86V85H149ZM151 86H153V85H151ZM150 86V87H151ZM155 86V85H154ZM154 86L152 87L153 89H154ZM182 86V85H181ZM2 87V88H1ZM34 87V88H33ZM39 87V88H38ZM180 87V86H179ZM44 88H45V90H44ZM47 88V89H46ZM60 88H61V90L62 91H60ZM74 88V87H73ZM84 88H83V90H84ZM94 88V87H93ZM123 88V87H122ZM157 88V87H156ZM87 89H88V92H90L91 93V89H90V87H87ZM140 89V88H139ZM142 89V88H141ZM141 89H140V91H141ZM158 89L159 90H161L159 87H158ZM157 89V90H158ZM179 90H180V88H178ZM182 89V88H181ZM10 90V89H9ZM14 90V89H13ZM152 90V89H151ZM165 90V89H164ZM26 91V90H25ZM63 91H65L66 93L67 92H69L70 93V95H68V94H66V93H64ZM183 91V90H182ZM259 91V90H258ZM263 91V90H262ZM74 92V91H73ZM76 96H77V98H78V93H77V87H76ZM74 92V93H75ZM87 92V95H85V96H83V95H80L79 94V97L81 96L82 97V99H81V97H80V99L79 100H81L82 102V105H83V100H85V99H83V97H85V98H87L85 101H87L88 102V99H90L89 98V96H90V94ZM130 92V91H129ZM143 92H144V89H143ZM145 92H147V91H145ZM144 92V93H145ZM152 92H154L153 90H152ZM168 92H169V90H168ZM171 92H172V89H171ZM174 92L177 94L178 93V91L176 90H174ZM174 92H172L173 94H174ZM14 93H16V89H15V92ZM26 93V94H27ZM63 93V94H62ZM93 93V92H92ZM137 93V92H136ZM154 93H160V95L162 96L163 94V92L161 93V92H157L156 90H155V92ZM154 93L152 94V95H154ZM170 93V92H169ZM169 93H167V94H169ZM171 93V94H172ZM229 93V92H228ZM236 93H238V92H236ZM7 94V95H8ZM12 94V95H11ZM60 94V95H59ZM82 94V93H81ZM138 94V93H137ZM166 94V95H167ZM182 94V93H181ZM181 94H180V96H181ZM11 95V96H10ZM68 95V96H67ZM141 95H142V93H141ZM155 95H157V94H155ZM160 95H159V98H158V95H157V97L156 96H154V98H156L155 100L157 101H155V102H153L152 100H154V99H152L151 100V98L150 99H146V98H144L143 96V99H142V102L141 103H144V104H146V105H148L149 103H151L150 105L153 107V108H151V106H149L151 109H150V113H151V110H153V111H155V104H157L158 103V105H160V107L159 108H161V106H162V102H164L163 101V98L162 97H160ZM257 95V94H256ZM261 95V94H260ZM19 96H21L20 94H19ZM67 96V97H66ZM87 96V97H86ZM145 96V95H144ZM171 96V95H170ZM169 96V97H170ZM173 96V95H172ZM177 95H175L174 97H176ZM237 96V95H236ZM238 96H239V94H238ZM250 96V95H249ZM5 97V98H4ZM52 97H53V99L55 98V100H52ZM71 97V96H70ZM122 97V96H121ZM133 97V96H132ZM148 97H150L149 95H148ZM164 97V96H163ZM228 97V96H227ZM77 98L75 99V97H74V102H76L77 104L79 103V102H77ZM178 98H179V95H178ZM182 98V97H181ZM230 98V97H229ZM232 98V97H231ZM253 98H254V96H253ZM63 99V101H61ZM69 99H71V101L69 100ZM157 99H161V100H157ZM171 99V100H170ZM173 98H169V101H171L169 104H171L172 102V104L174 105V107H175V104L174 103H178L176 100V102H174L173 100H172ZM174 99H176V98H174ZM13 100V99H12ZM46 100H48V105H47V101ZM120 100V99H119ZM145 100V101H144ZM152 102H151V101ZM165 100V99H164ZM181 100H186V99H181ZM191 100V99H190ZM229 99H227V107H229V109L227 108L226 110H222V112H224V114L226 113V111H227V113L228 112H231V114L230 113H228L229 115H223L224 116V118H225V116L226 117H228V116H230V115H233L234 116V114L236 115V113L238 112V114L242 111V110H244V108L241 110V108H239V107H234V102H231V99H230V101H228ZM238 100V99H237ZM243 100V99H242ZM251 100V99H250ZM46 101V102H45ZM70 102V105L69 104H67V102ZM85 101H84V103H85ZM92 101V100H91ZM121 101V100H120ZM119 101V103L121 104L122 103V101L120 102ZM148 101V102H147ZM159 101L161 102V103H159ZM169 101H166L165 103L168 105V103L167 102H169ZM224 101H225V98H224ZM234 101V100H233ZM258 101V100H257ZM60 102L58 103V105L60 104ZM128 102V101H127ZM133 102L135 103V104H137V106H135V109L138 107V103H136V100L134 101H131V104H130V101H129V106L131 107V109H130V107L127 105L128 103H126L125 104V102H124V105L126 106L127 105V108L126 109H128V112H130V111H132V108H133ZM146 102V103H145ZM187 102V103H186ZM46 103V104H45ZM72 103V104H71ZM155 103V104H154ZM165 103L163 104V106L165 105ZM188 103H189V101H184L183 102V104H184V110H183V104H182V101H180V108H182L181 110L185 113V112H187V111H185V110H188V107L187 106H189L188 105ZM228 103L230 104V105H228ZM45 104V105H44ZM62 105H63V103H61ZM61 104L59 105V107L61 106ZM74 104V105H73ZM80 104V103H79ZM119 104V105H120ZM171 104V105H172ZM177 104V105H178ZM187 104V105H186ZM233 104V105H232ZM238 104H241V102H237L236 103V105L237 106H240V105H238ZM246 103H242L241 105L244 107V105H245ZM53 105V104H52ZM64 105V106H65ZM111 105H112V103H111ZM123 105V104H122ZM141 105H143V104H140V106ZM167 105H165L166 107H167ZM186 105V106H185ZM232 105V106H231ZM235 105V106H236ZM44 106H45V108H47V109H45L44 108ZM48 106V107H47ZM55 106V105H54ZM68 106H66L67 107V109H68ZM79 106V107H78ZM125 106H123L122 108V110H124V108H125ZM163 106H162V109H163ZM164 106V107H165ZM182 106V107H181ZM225 106V107H226ZM254 106V105H253ZM66 107H63L65 110H66ZM82 107V106H81ZM110 108L111 106L109 105H107V108ZM113 108L115 107V105H114V103H113V106H112ZM129 107V108H128ZM171 107V106H170ZM173 106L171 107V108H174ZM178 107V106H177ZM187 107V108H186ZM233 108L231 111H230V108ZM246 107V106H245ZM249 107V106H248ZM54 107H52V109H53ZM56 108V107H55ZM109 108H108V111H109ZM119 108V107H118ZM139 109H141L142 110V108H140V107H138ZM138 108L136 109V112H135V109L133 108V110L134 111H132V114H134L133 112H135V113H137L138 111ZM222 108H224V107H222ZM235 108L236 109H240V111L238 110H236L235 111ZM50 109V108H49ZM117 108H115V110H116ZM124 110V111H126L127 112V110ZM129 109H130V111H129ZM144 106H143V112L144 113H146L145 111H144ZM169 109V108H168ZM175 109H177V108H174V110ZM192 109V108H191ZM248 109V108H247ZM255 109H257V108H255ZM262 109V108H261ZM263 109H264V107H263ZM44 110H45V112H44ZM77 110V111H78ZM81 110H82V108H81ZM121 110V111H122ZM146 110V109H145ZM157 110H158V107H157ZM157 110L155 111V113L157 112ZM164 110H166V109H164ZM171 110V109H170ZM170 110H167V111H170ZM172 111V112H174L173 114L171 113H169V115H171V119H168V115L166 114L167 113V111H165V114L163 115V117H164V119H166L167 120V122H170V121H168V120H171L172 121V119L175 121V123L176 122H178L179 123V121L178 120H180V121H183V119H184V122H182V124L184 123V125H185V122H186V126L188 127L189 125H187L188 124V122H189V120H190V122L189 123H193V125L195 124V126L197 125H199L198 127L196 126H190V127H188L189 129L190 128H192V130L193 131H196V133L195 134H197V135H201L202 136V134L204 133V134H206V135H208L209 134V132H211V134L210 135H212V136H210V135H208L207 137H206V135H204L203 137L205 138H203L205 141H203V140H201L202 142H204V143H201V145H200V149H198V152H199V150H201L202 148V145H203V147H204V145H205V147L204 148H206V146L207 145H210V150L208 149V148H206V149H204V151L205 150H207V153H208V151H209V153L210 152H213L214 150H215V146H214V143L213 142H211L210 140H212V138H213V134L215 135L214 136V138L216 137V136H218V134H217V132H219V130L220 129H218V127H220L219 125L220 124H218L216 127H215V124H214V128L211 126V128H213V129H211L210 127H209V125L208 124H211V122H210V120H207V115H202V117H201V119L200 120H198L200 117H199V114L200 113H198V112H196V113H198V116H197V114L196 115H192L193 117H194V121H191V120H193V117H191V115H189V112L188 113H185L186 115H184L183 114V116H181L182 115V113H181V111H180V114L179 113H177L176 114V111L177 112H179L178 110H179V108L177 109V110H175V111ZM193 110V109H192ZM191 110V111H192ZM229 110V111H228ZM250 110H251V108H250ZM253 110V109H252ZM68 111H70L69 109H68ZM72 111V110H71ZM120 111V112H121ZM122 112L121 114H123V113H125V112ZM142 111L140 112V113H142ZM163 111V110H162ZM188 111H190V108H189V110ZM191 111H190V113H191ZM234 111V112H233ZM76 112V111H75ZM110 112V111H109ZM117 112V111H116ZM119 112V111H118ZM138 112V113H139ZM193 112V111H192ZM232 112L234 113V114H232ZM248 112H249V110H248ZM251 112V111H250ZM104 113H105V115H106V113H107V109H106V112L104 111ZM112 113H114L113 112V109H112ZM112 113H110V115L112 114ZM137 113V114H138ZM162 113L161 114H158V115H160V116H162ZM214 114H216V112H213ZM226 113V114H227ZM49 114V115H48ZM120 114V113H119ZM120 114V115H121ZM126 114V113H125ZM124 114V115H125ZM128 114V113H127ZM130 114V113H129ZM127 115V116H131V114L130 115ZM137 114H134V115H136V116H133V117H136V120H137V118H139L140 116L139 115H137ZM148 114V113H147ZM146 114V115H147ZM156 114V115H157ZM179 114V115H178ZM193 114H194V112H193ZM254 114V113H253ZM48 115V116H47ZM113 115V114H112ZM123 115V116H124ZM156 115H155V117H152L153 116V113H152V116H151V114H150V116L153 118V121H152V123L151 122H149L148 123V125L150 126L151 124L154 126L155 124V126H157L158 128H161L163 125H161L162 123H159L160 124V127H159V124H157L158 123V120H159V118H162V117H159V116H157L156 117ZM167 115V116H166ZM174 117H173V116ZM240 115H241V113H240ZM262 115H264V112H263V114ZM104 116V115H103ZM149 116V115H148ZM178 116V117H177ZM189 116H190V119H189ZM195 116H196V118H195ZM205 117V119H204V117ZM217 116V115H216ZM221 115H219L218 117L220 118V119H222L223 118V116H221ZM49 117V118H48ZM52 117V116H51ZM109 117V116H108ZM108 117H106L107 118V120H108ZM110 117H112V116H110ZM121 117V116H120ZM119 117V118H120ZM126 117V116H125ZM170 117V116H169ZM180 117H182L181 119H179ZM183 117H185V118H183ZM212 117H215L213 114H212ZM254 117H256V116H254ZM114 120H116L115 118H118L117 116H115V118L114 117H112ZM128 119H129V117H127ZM132 118V117H131ZM145 118L146 119H149L147 116H143V119H141V120H145ZM157 118V119H156ZM178 118V119H177ZM187 118L189 119V120H187ZM224 118H223V120L221 121V120H219V121H221L222 122V124H226V120H224ZM229 118V117H228ZM233 119L235 118V116L234 117H232ZM259 118V117H258ZM47 119V120H46ZM125 119V118H124ZM154 119H156L155 121H156V123H153V122H155L154 121ZM204 119V120H203ZM214 119V118H213ZM217 118H215V120H216ZM226 119V118H225ZM254 119V118H253ZM46 120V122H44ZM104 120H105V116H104ZM119 120V119H118ZM120 120H122L121 118H120ZM119 120V121H120ZM131 120H133V118L132 119H129V122L131 123V125H134V126H136V131L137 130H139L138 128L140 127V125H139V123H138V125H139V127H138V125H137V123L135 122V120H133L136 124H134ZM150 120V119H149ZM148 120V121H149ZM202 120V122L203 121H208V122H210V123H206V126L208 125V127L211 129H207V130H205V129H203L202 128V125L205 123V122H203V124H201L200 125V123L198 124V121H201ZM214 120V121H215ZM227 120H229V119H227ZM231 120V119H230ZM242 120V119H241ZM241 120H240V118H239V123H243V122H241ZM109 121H105V123H107V124H109L110 122ZM119 121H118V123H119ZM125 121H127V120H125ZM159 121H161L162 122V120L160 119ZM188 121V122H187ZM233 121V120H232ZM231 121V122H232ZM238 121V120H237ZM243 121V120H242ZM30 122H32L33 124H31ZM98 122V121H97ZM100 122V121H99ZM128 121H127V123H129ZM139 122V121H138ZM146 122V120L143 122V124H146L145 123ZM197 124H196V123ZM175 123H174V125H175ZM178 123L176 124L177 126H179L178 125ZM218 123V122H217ZM238 123V122H237ZM237 123H235V122H232V127H234V124H237ZM255 123H256V120H255ZM253 124V125H251V126H253V127H256L255 125L256 124ZM44 124V125H43ZM95 124V123H94ZM98 124V123H97ZM121 124V123H120ZM120 124H119V126H120ZM164 124V123H163ZM170 125L168 126V127H170V129L174 126L173 125V122H172V125H171V123H169ZM227 124H228V122H227ZM246 123L244 122V125H245ZM45 125H46V127H45ZM52 125H53V123H52ZM111 125H109V127L111 126ZM151 125V126H152ZM165 125V124H164ZM184 125H183V127H184ZM190 125H192V124H190ZM213 125V124H212ZM239 125V124H238ZM257 125H258V123H257ZM56 128H57V126L56 125H54ZM99 126H100V124H99ZM114 126V127H113ZM124 125H122V127H123ZM143 126H145V125H143ZM152 126V127H153ZM166 126V125H165ZM165 126H163V128L165 127ZM181 126V125H180ZM205 125H204V127H206ZM236 126V125H235ZM52 127V126H51ZM54 127V128H55ZM108 127V126H107ZM122 127H121V129H122ZM142 127V126H141ZM140 127V128H141ZM147 128H148V126H146ZM193 127H195V128H193ZM199 127H201L202 129H199V130H197ZM221 127H222V125H221ZM223 127H224V125H223ZM229 126H227V128H228ZM231 127V126H230ZM231 127V128H232ZM244 127V126H243ZM246 127V126H245ZM249 128H250V126H248ZM253 127H252V130H253ZM50 128V127H49ZM53 128V127H52ZM95 128V127H94ZM100 128V127H99ZM98 128V129H99ZM123 128H125V127H123ZM132 128H134L133 126H132ZM143 128V127H142ZM146 128V129H147ZM150 129H152L151 127H149ZM147 129V131H146V129H145V127H144V130L142 131V129H140V132L142 131L143 133H141V137H142V139L144 138H146L147 139V137L146 136H144L145 134H148V132H151L152 130H150V129ZM155 128V127H154ZM153 128V131L155 130H159V129H157V128H155L154 129ZM217 128V130H215ZM226 128V127H225ZM226 128V129H227ZM238 128V127H237ZM261 128V127H260ZM45 129H46V131H45ZM61 129V128H60ZM127 129H128V127H127ZM173 129H174V127H173ZM182 129V130H181ZM222 129V128H221ZM242 129V128H241ZM255 129V128H254ZM262 129V128H261ZM101 130V129H100ZM104 130H103V133H102V135L104 136L105 134H104ZM126 130V129H125ZM125 130H124V132L123 133H126L125 132ZM150 130V131H149ZM162 130V129H161ZM161 130H159L160 132H161ZM200 130H202V131H200ZM204 130V131H203ZM213 130V131H212ZM228 130H231V129H228ZM233 131L235 130V129H232ZM243 130H244V128H243ZM49 131V130H48ZM52 132H53V129L51 130ZM51 131H49V133L48 134H51ZM57 131V129H55V132ZM102 131V130H101ZM120 131V129L117 131V132H119ZM164 133H165V131H166V128H165V130H162ZM171 131V130H170ZM185 131V133H183ZM199 131V132H198ZM217 131V132H216ZM222 131V130H221ZM220 131V132H221ZM224 131H225V129H224ZM236 131H237V129L234 131L235 133H236ZM244 131H246V130H244ZM58 132H59V130H58ZM111 132V133H110ZM168 132V131H167ZM167 132L165 133V134H167ZM201 132V133H200ZM205 132H208V133H205ZM213 132V133H212ZM226 132H227V130L225 131V134H226ZM233 132V133H234ZM241 132V131H240ZM127 133H128V131H127ZM133 133V132H132ZM170 133V132H169ZM216 133V134H215ZM223 133V132H222ZM230 133V132H229ZM233 133H230L229 135H230V137L232 136L231 134H233ZM242 133V132H241ZM243 133H245V132H243ZM55 134V133H54ZM53 133H52V135H54ZM109 134H110V136H109ZM119 134H121V133H119ZM118 134V135H119ZM128 134H130V133H128ZM137 134H138V131H137ZM140 134V133H139ZM138 134V135H139ZM164 134V135H165ZM224 134V139L222 140V141H224L225 140V138H226V141H229V139H230V137H228V139H227V137H226V135ZM47 135V134H46ZM60 135V134H59ZM95 135V134H94ZM134 135V134H133ZM138 135H137V138H138V140H139V137H138ZM163 135V136H164ZM197 135H195V136H197ZM229 135H227V136H229ZM70 136V135H69ZM72 136V135H71ZM115 136V137H114ZM140 136V135H139ZM211 138H210V137ZM223 136V135H222ZM243 136V135H242ZM245 136V135H244ZM60 137V136H59ZM61 137H60V139H61ZM102 137V136H101ZM114 137V138H113ZM128 137H129V139H128ZM131 137H133V136H131ZM164 137H169L168 136V134L166 135V136H164ZM171 137V136H170ZM186 137V136H185ZM219 137V136H218ZM218 137H216L215 139H216V141H217V138ZM238 137V136H237ZM46 138V137H45ZM57 138V137H56ZM103 138V137H102ZM101 138V139H102ZM135 138V137H134ZM179 138H180V136H179ZM201 138V137H200ZM206 138H209L210 140H209V142H208V144H207V142H206ZM213 138V139H214ZM253 138V137H252ZM256 138V137H255ZM47 139H50V136H49V138H47ZM57 139H59V138H57ZM70 139V140H69ZM121 139H123L122 141H124L125 142V137H123V135H122V138ZM144 139H143V141H144ZM146 139H145V141H146ZM202 139V138H201ZM231 139H233V138H231ZM230 139V140H231ZM250 139V140H249ZM43 140V141H42ZM88 140V139H87ZM111 140H110V143L108 142L107 144L109 145H111L112 147H113V145L116 147V148H120L119 147V144H122L120 141V139H118L119 140V144L116 146L115 145V142L116 141H118V140H116L115 139V142H114V144H111V143H113V142H111ZM131 140V138H130V136H128L127 135V137H126V141L127 142H129ZM132 140H133V138H132ZM131 140V141H132ZM219 140H220V137H219ZM218 140V141H219ZM255 140V139H254ZM42 141V142H41ZM70 141V142H69ZM77 141V140H76ZM82 141H83V139H82ZM81 141V142H82ZM90 141V139L88 140V142ZM92 141H93V139H92ZM92 141H91V143H92ZM144 141V142H145ZM161 141H163V142H161V149L163 148L162 146L163 145H165V141L162 139ZM208 141V140H207ZM234 141V140H233ZM54 142V141H53ZM59 143H60V141H58ZM74 142V141H73ZM94 142H95V139H94ZM93 142V143H94ZM106 142V143H105ZM127 142H125V143H123V147H124V144H125V148H128L129 147V144L127 143ZM133 142V141H132ZM183 142V143H182ZM206 142V143H205ZM242 142V141H241ZM258 142H257V146H259L258 145ZM42 143V144H41ZM57 143V142H56ZM101 143V144H100ZM105 143V144H104ZM162 143H163V145H162ZM180 143H182V144H180ZM184 143H186L185 145H184ZM211 143V144H210ZM219 143H220V141H219ZM226 143L227 142H224V147L226 148L227 147V145H226ZM249 143H250V145H249ZM41 144V145H40ZM49 144V145H48ZM63 145V143H62V141H61V143H60V145ZM106 144V145H107ZM126 144H128V146L126 145ZM172 144V145H171ZM207 144V145H206ZM235 144V143H234ZM254 144V145H253ZM54 145V144H53ZM134 144H132L131 143V147L133 146ZM165 145V146H166ZM168 145H167V147H168ZM174 145V146H173ZM219 145V144H218ZM46 146H50L49 147V149H48V147L47 148H45ZM76 146H77V144H76ZM91 146H92V144H91ZM110 146V147H111ZM121 147H122V145H120ZM127 146V147H126ZM143 146V145H142ZM141 146V147H142ZM164 146V147H165ZM185 146L187 147V148H185ZM256 146V147H257ZM64 147V148H63ZM110 147H106L107 149L109 148L110 149ZM111 147V148H112ZM115 147H113L114 149H116ZM140 147V148H141ZM221 147H222V144H221ZM223 147V149H224V151H223V149L222 148H220V150L222 151V153H221V151H219V153H218V156L220 157V158H224L223 157V152H224V155H225V157L226 156H229L228 154H225V153H227L228 151H226V150H228L227 148H226V150H225V148ZM255 147V148H256ZM63 148V149H62ZM69 148H71L70 150H69ZM76 148V147H75ZM74 148V149H75ZM80 148H82V145H81V143H80ZM92 148H93V146H92ZM135 148V147H134ZM134 148L132 147V149L134 150ZM173 148H175V149H173ZM180 148V146L178 147V149ZM212 148V149H211ZM218 148H219V146H218ZM218 148H217V150H218ZM242 148V147H241ZM243 148V149H244ZM264 148V147H263ZM44 149H47V150H49V153H47V152H45V150ZM51 149V150H50ZM79 148H77V149H75V150H78ZM83 149H84V147H83ZM89 149V150H88ZM131 149V150H132ZM166 149V148H165ZM168 149V148H167ZM166 149V150H167ZM203 149H202V152H204L203 151ZM214 149V150H213ZM233 149V148H232ZM236 149V148H235ZM257 149H258V147H257ZM260 149V148H259ZM42 150H44V152L47 154H45V153H43V151ZM90 150L92 151V154H90ZM99 150H101V151H99ZM129 150H130V148H129ZM131 150H130V152H131ZM133 150H132V152H133ZM159 150V149H158ZM187 150V151H186ZM234 150V149H233ZM63 151H64V154L66 153V155L65 156H67L69 153H71V152H74V153H71L70 155L72 156V157H70L71 158V160H70V158L68 157V159H69V161L70 162H72V166H70V164H67V162H63L62 161V154H63ZM65 151H67V152H65ZM68 151H69V153H68ZM80 151H79V153L78 154H80ZM108 151V150H107ZM139 151H141L140 149H139ZM152 152H153V150H151ZM159 151H161L162 152V150H159ZM226 151V152H225ZM232 151V150H231ZM235 151V150H234ZM84 152V153H83ZM95 152V156L97 157L98 155H99V157H101V156H103L104 154H106V155H104L103 157H106V158H108V157H110L111 159H112V157H113V159H112V161L113 160H115L113 163H114V165L117 167V168H120V170L122 171V174L123 175H121L120 173L121 172H119V170L118 169H116L117 171V173L119 172V174H116V172H115V174L114 173H112V171H115V170H112V169H110L109 168V166H111V163H112V161H111V163H108V164H110L109 166H107L106 164H105V167H104V164H102L101 163V166L103 165V169L102 170H99V172H95V170L94 169H92V170H94L93 172H92V170L90 171V165H88V162H92V160L91 159H93V160H98L99 159V157H97V158H94L95 156L93 155V153ZM128 152V151H127ZM129 152V153H130ZM152 152H151V154H152ZM155 152V151H154ZM153 152V154H155ZM195 152V151H194ZM193 152V153H194ZM198 152H196L195 154L197 155V154H199ZM262 152H264V151H262ZM68 153V154H67ZM126 153V152H125ZM137 153V152H136ZM159 153V152H158ZM183 153V154H182ZM207 153H205V154H207ZM213 153H215V151L213 152ZM229 153H233V151L232 152H230L229 151ZM235 153H236V151H235ZM63 154V155H64ZM80 154V155H81ZM97 154V155H96ZM127 154V153H126ZM132 155L134 154V156H137V155H139L140 156V158L142 159V156H141V154L140 153H138V154H136L135 155V150H134V153H131ZM130 154V155H131ZM211 154V153H210ZM234 154V153H233ZM262 154V153H261ZM76 155V154H75ZM80 155H78V156H80ZM87 155H88V158H86L87 157ZM91 155L93 156V157H91ZM124 155V154H123ZM128 155V154H127ZM131 155V159H132V156ZM145 155V154H144ZM209 155V154H208ZM215 155V154H214ZM65 156H63L64 158H65ZM108 156V157H107ZM125 156V155H124ZM139 156H137L136 157V159L138 160V157ZM191 156V157H190ZM194 156V155H193ZM201 156V155H200ZM203 156H204V154H203ZM234 155H232V157H233ZM257 158H256V157ZM263 155H261V157H262ZM84 157H85V160L87 161V160H89L90 158V160L86 163V161L84 160ZM90 157V158H89ZM102 157V158H103ZM121 157H123V156H119L118 158H121ZM126 158H128V160H131V159H129L130 158V156L128 155V157L127 156H125ZM144 157V156H143ZM163 157V158H162ZM189 157V158H188ZM196 157V156H195ZM207 158H208V156H206ZM205 157V158H206ZM214 157L213 155L212 156H209V161H207L205 164L207 165V166H209V164L210 163H215L214 162V158L212 159V158ZM235 157V156H234ZM260 157V156H259ZM260 157V158H261ZM61 160H60V159ZM72 158H75V159H78L79 160V162H78V160L76 161V160H74V163H73V160H72ZM145 158V157H144ZM149 158H150V156H149ZM150 158V159H151ZM206 158V159H207ZM212 159V161H211V159ZM229 158V157H228ZM260 158H258V159H260ZM134 159H135V157H134ZM164 159V160H163ZM174 160V162H173V160ZM196 159V160H197ZM203 159V158H202ZM205 159V160H206ZM225 159V158H224ZM235 159H236V157L233 159L234 161H235ZM258 159H257V161H258ZM262 159V158H261ZM263 159H264V156H263ZM31 160L33 161V163L31 162ZM108 160V159H107ZM157 160H159V162H160V164H159V162L157 161ZM170 160H172V167H171V169H169V171H167L168 170V168H170L169 167V163L171 164V161ZM204 160V159H203ZM30 161V162H29ZM68 161V162H69ZM101 161H105V160H102L101 159ZM110 161V160H109ZM134 160H132L131 162H133ZM136 161V160H135ZM141 161V160H140ZM154 161V163L153 164H151L152 162ZM155 161H157L156 163H155ZM170 161V162H169ZM238 160H236V163H238L239 162ZM262 161V160H261ZM29 162V164H33L32 165V169H31V165L29 166L27 163ZM83 162L84 163H86L87 165H88V168L89 169H87V167L85 168V164H84V166L82 165L83 164ZM100 162V161H99ZM106 162V161H105ZM203 165L202 166H204V163L203 162H205V161H200ZM77 163H79L78 165H75L76 167H74V164H77ZM93 163V162H92ZM98 163V162H97ZM123 163V164H122ZM188 163V164H189ZM208 163V164H207ZM212 163V164H213ZM233 163V162H232ZM247 163V162H246ZM27 164V165H26ZM64 164V165H63ZM68 165V166H66V165ZM95 164V162L93 163V165ZM137 163H135V165H136ZM142 164V163H141ZM143 164H142V166H143ZM156 164V165H155ZM160 166L161 164L163 165V166H161V168H163L166 172H168V175H162L161 177L163 178V176H166V177H164L163 178V180L161 179V181H154V179H150V175H151V173L150 172H156V171H159V170H162V169H160V167L158 166V165ZM186 164V165H185ZM198 164V163H197ZM196 164V166H199V165H197ZM211 164V165H212ZM256 164H257V166H258V163L256 162ZM260 164V163H259ZM264 164V163H263ZM263 164H261L262 166H263ZM28 167V168H26V166ZM35 165V166H34ZM79 165H82V167H84L85 168V170L87 171L86 172V174H85V172L83 173V174H85V176H82V177H86V175L87 174H89L88 172H90V177L88 178V177H86V178H82V182L84 183V186H82V188H81V186H80V184H78V183H80L79 181V176H81V175H79V172L77 171L76 172V170H75V168H77V170H79V168H80V166ZM92 165V166H93ZM98 165V164H97ZM113 165V164H112ZM122 165V166H121ZM127 165V164H126ZM168 165V166H167ZM206 165L204 166V167H202L201 166V168L202 169H204L205 168V170L203 171L204 172V174H206L205 173V171H206V169L207 168H209V167H207L206 168ZM217 165V164H216ZM233 166L232 167H234V164H232ZM237 165V166H236ZM79 168H78V167ZM98 166H100V164L98 165ZM115 166H113V167H115ZM138 166V165H137ZM188 166V165H187ZM214 166H215V164L212 166V168H210L211 170H210V173H212L214 170H215V168H214ZM246 166V167H245ZM253 166V165H252ZM252 166H250L251 167V169H252V171H251V173L253 172V169H254V167H252ZM254 166H255V164H254ZM94 167H95V165H94ZM140 167V166H139ZM189 167V166H188ZM190 167H192V165H190ZM211 167V166H210ZM243 167L245 168V170L243 169ZM256 167V166H255ZM30 168V169H29ZM84 168H81V169H83L84 170ZM101 168V167H100ZM105 168H108V169H106L105 170ZM198 168V167H197ZM196 167H195V165H194V170L195 169H197ZM200 168V169H201ZM214 168V170H212ZM97 169V168H96ZM141 169V170H140ZM190 169V168H189ZM200 169H198L199 171H198V173H199V175L201 176V174H203V172H202V170L200 171ZM235 168H233L231 171L233 172V171H235L234 170ZM240 169H242V170H240ZM259 169V168H258ZM264 169V168H263ZM263 169H261V170H263ZM83 170H81L82 172H83ZM84 170V171H85ZM89 170V171H88ZM98 170H96V171H98ZM124 170V169H123ZM163 171V170H162ZM161 171V172H162ZM164 171V172H165ZM185 171H187L186 173H185ZM196 171V170H195ZM255 171H257V169H255ZM260 171V170H259ZM259 171L257 172V175H258V173H259ZM81 172V173H82ZM91 172H92V174H91ZM125 172V171H124ZM127 172V173H128ZM134 172V173H133ZM149 172V173H148ZM190 172V173H189ZM188 172V176H190L189 174H191V175H193V173H197V172H194L193 170H190ZM192 172V173H191ZM207 173L209 172V171H206ZM215 173L211 176V178L212 179H214V178H217V177H219L220 176V174H221V172L219 173V170L218 169H216L215 171H214ZM75 173V174H74ZM78 173V174H77ZM152 173V174H153ZM185 173V174H184ZM198 173L197 174H195L194 176L196 177L197 175H198ZM201 173V174H200ZM237 173V172H236ZM255 173V172H254ZM77 174V175H76ZM149 174V175H148ZM167 174V173H166ZM261 174H259L258 175V177H260V179H261ZM207 175V174H206ZM211 175V174H210ZM229 175H232V173L231 174H229ZM228 175V176H229ZM237 175V174H236ZM256 175V174H255ZM153 176V175H152ZM155 176V175H154ZM208 176V175H207ZM235 176V177H234ZM76 177V178H75ZM203 178V180L205 179V175L204 176H202ZM221 177V176H220ZM239 177V178H238ZM78 178V179H77ZM153 178V177H152ZM194 178V177H193ZM197 178H199V177H197ZM74 179H75V181H77V182H75L74 183ZM77 179V180H76ZM90 179H91V181H90ZM201 179V178H200ZM235 179H236V181H235ZM255 179H256V177H255ZM79 180V181H78ZM90 181V183H89V181ZM193 180H195V178L193 179ZM222 180H224V177H223V179H221L220 181H222ZM230 180V181H229ZM259 179L257 178V181H258ZM87 181V182H86ZM183 181H185V182H183ZM219 181V182H220ZM248 181V180H247ZM260 181V180H259ZM258 181V182H259ZM81 182V184H83ZM86 182V183H85ZM193 182V181H192ZM199 182V181H198ZM211 182V181H210ZM210 182H209V184H210ZM254 182V183H253ZM76 183H77V185H76ZM196 183H197V181H196ZM213 183L214 182H212V185H213ZM215 183H214V185H215ZM222 183H225L224 181L222 182ZM256 183V184H255ZM203 184V183H202ZM202 184H200V185H202ZM185 185V186H184ZM198 185V187H196V188H198L197 190L199 191V188H201V187H199L200 185L199 184H197ZM264 185V184H263ZM196 186V185H195ZM194 186V187H195ZM209 186V185H208ZM210 186H211V184H210ZM209 186V187H210ZM228 186V187H227ZM78 187H80L81 188V191H80V188H78ZM225 187H224V189H225ZM221 189L220 190H224V189H222L223 187H220ZM206 189V188H205ZM237 189H239V188H237ZM264 188L262 187V189L261 190H263ZM218 190H219V188H218ZM217 190V192H219ZM60 191V192H59ZM79 191L81 192V193H84V194H82L83 195V198L81 197L82 195H81V193H80V195L78 194L79 193ZM180 191V193H178ZM226 191V190H225ZM234 191V190H233ZM264 191V190H263ZM184 192V191H183ZM185 192H186V190H185ZM196 192V191H195ZM202 192H204V191H202ZM143 193V194H142ZM178 193V194H177ZM206 193V192H205ZM222 193H223V191H222ZM258 193V192H257ZM261 193H263L262 191H261ZM191 194V193H190ZM194 194H196V193H194ZM200 193H198V194H196V195H199ZM215 195H216V191H215V193H214ZM221 194V193H220ZM225 194V193H224ZM232 194H235V195H232ZM133 195H135L134 197H133ZM136 195L138 196L137 198H136ZM230 195V194H229ZM254 195H255V198H254ZM259 195H261L260 194V191H259ZM79 196V197H78ZM132 196V197H131ZM143 196V197H142ZM181 196V195H180ZM206 196V197H205ZM214 196V195H213ZM212 196V197H213ZM217 196H219V195H217ZM217 196H215V197H213V199H215ZM223 196V197H222ZM77 197V198H76ZM80 197L83 199V200H81V202L79 201L80 200ZM140 197V198H139ZM185 197V196H184ZM221 197L222 198H224L225 196L224 195H221ZM264 197V196H263ZM262 196L260 197L261 198V200L259 201V202H263L264 200L262 199L263 198ZM141 198H142V200H141ZM199 198H201V197H199ZM210 198V200H212V203L210 202V200H209V202H208V199ZM220 198V197H219ZM255 199L254 201H252V199ZM259 198V199H260ZM76 199V200H75ZM134 199H136L137 200V202H135L134 201ZM139 199H140V201H139ZM180 199V198H179ZM179 199H178V201H179ZM258 199V200H259ZM73 200L75 201V202H73ZM184 200V199H183ZM258 200H257V202H256V204L258 205L259 204V202H258ZM78 201H79V206H78V208H77V205H75L76 203H78ZM82 201H84L83 202V205H81L82 204ZM139 201V202H138ZM180 201H182V200H180ZM185 201V200H184ZM192 201H194V200H192ZM216 201V200H215ZM218 201V200H217ZM221 201V200H220ZM171 202L174 204V205H172L171 206ZM186 202H188V201H186ZM74 203V204H73ZM81 203V204H80ZM224 203H225V200H224ZM260 203V204H261ZM178 205V207H181V209H182V211L184 210V212L182 213V211H181V213L182 214H180V211L178 212V207H177V205ZM205 204V205H204ZM218 204V203H217ZM223 204V203H222ZM74 207H73V206ZM176 205V208L175 207H173V206H175ZM194 205V206H193ZM215 205H216V203H215ZM219 205H220V203H219ZM252 205V204H251ZM251 205H249L250 207H251ZM256 205V206H257ZM264 205V204H263ZM46 206H48V207H50L49 208V210L48 209H46V211H45V207ZM212 206H214V204L212 205ZM222 206V205H221ZM248 206V207H249ZM255 206V208H257L256 210H258V206L256 207ZM184 207H185V204H184ZM189 207H191V209L190 210H188L189 209ZM218 207V206H217ZM252 207H253V205H252ZM263 207V206H262ZM70 208H72V209H75L76 210V212H74V211H72V213H73V215H71V217H72V219H73V221H69V223L72 225V226H74L73 227V229H72V233H75V235L73 236L72 235V233L71 232H69L68 231V233H66L67 235H69L68 237H70V241H67L68 240V237H67V235L65 236V238H67L66 239V241H60L61 239L63 240V235H62V237L63 238H61L60 239V237H61V233L63 234V228H62V230H60L61 232H58V235H60V237H59V242H58V238L56 239L55 237L57 236V235H55V233H57V231H58V229H60L59 227L63 224V223H61V225H57V220H60V218L62 219L63 218V214H65V212H67L68 214H69V211L70 210H72V209H70ZM77 208V209H76ZM175 208V209H174ZM209 208V209H208ZM215 208H216V206H215ZM224 208V209H223ZM255 208H253L254 210L253 211H256L255 210ZM174 209V210H173ZM180 209V210H181ZM212 209H214V208H212ZM263 209V208H262ZM58 210H60V213H62V214H55ZM78 210V211H77ZM81 210V211H80ZM211 212H213V213H210V211ZM219 210L221 211V215H220V212H219ZM251 210V208L249 209V211ZM260 210H261V208H260ZM45 211V212H44ZM65 211V212H64ZM191 211V212H190ZM262 211V210H261ZM264 211V210H263ZM59 212V211H58ZM80 214H79V213ZM223 212V213H222ZM251 212V211H250ZM258 212V211H257ZM47 213V215L46 216H50V217H48V218H51V220L53 221V219L55 220V218H58V217H60L59 219H56V222H54V223H56V225H57V227L55 228V226H52L51 224H53L52 223V221L50 222L49 220H46L47 219V217H46V219H44L45 217V215L44 214H46ZM52 213H53V217H51L52 216ZM66 213V215L64 216V220L62 219V221H65L67 224H63V225H67L68 227H70V225L68 224V222H67V219L69 220V218H70V215H69V218H68V214ZM70 213H71V211H70ZM77 213V214H76ZM188 213H190V214H188ZM217 213V214H216ZM252 213V212H251ZM55 214V215H54ZM75 214H76V220L74 219V217H75ZM184 214V215H183ZM212 214H214V215H212ZM219 214V215H218ZM252 214H255V212H253ZM259 215H260V211H259V213H258ZM258 214H255V215H258ZM264 213L262 212V215H263ZM43 215V216H42ZM57 215V216H56ZM259 215H258V218L257 219H260L259 218ZM67 216V219H65V217ZM74 216V217H73ZM218 216H220V217H218ZM42 217H44V218H42ZM77 217H79V218H77ZM251 218V217H250ZM253 218V217H252ZM263 218V219H262ZM262 220H264V215L262 216ZM248 219V220H247ZM254 220H255V218H254ZM61 221V220H60ZM60 221H58V222H60ZM256 221V220H255ZM258 221V220H257ZM154 222H155V224H154ZM160 222V224H158ZM259 222H260V220H259ZM261 222H264V221H261ZM260 222V225H261V227H263V223H261ZM161 223H163L162 224V226H160L159 228H158V225H161ZM150 224H151V226H150ZM157 224V225H156ZM63 225H62V227H63ZM150 227H149V226ZM152 225H153V229H152ZM156 225V226H155ZM67 226H65V228H67ZM148 226V227H147ZM179 226L181 227V228H179ZM54 227V228H53ZM146 227H147V229L148 230H146ZM163 229H162V228ZM258 227V228H257ZM151 228V229H150ZM155 228V229H154ZM158 228V229H157ZM76 231H75V230ZM177 229V230H176ZM149 230H151V234L152 235H155V234H157V236L155 235V236H153V237H151L152 235L149 233L148 235H149V237H148V235H147V231H149ZM157 232V233H154L155 231ZM158 230L160 231V232H158ZM222 230H225V233L222 231ZM260 230V231H259ZM74 231V232H73ZM153 231V232H152ZM223 232L222 234L220 233V232ZM60 233V234H59ZM69 233H71V234H69ZM220 233V235H219V237L217 236L218 234ZM65 235V234H64ZM222 235V236H221ZM73 236V237H72ZM221 236V237H220ZM58 237V236H57ZM58 242H56L55 240ZM54 242H56L58 245L60 244L61 245V247L62 246H65L64 248L66 249V247L68 248V249H66V251H65V249L63 248V249H60V251L62 250V252H61V254L62 253H65V257L63 256V259H62V256L61 255H59V257H57V255H55V253H57V252H55L54 250H55V248L56 247H54ZM61 242H62V244H61ZM67 242H68V244L70 243L71 245H76L77 246V248H76V251H74L75 250V247L74 246H70V245H67ZM64 244V245H63ZM66 244V245H65ZM57 245V246H58ZM145 245L146 246H150L151 247V250H152V252L150 253V254H147L145 251H143L144 249V247H145ZM56 246V245H55ZM70 246V247H69ZM144 246V247H143ZM60 246H58V248H59ZM60 247V248H61ZM74 247V248H73ZM147 247V248H148ZM71 249V251L73 252H71V251H69ZM150 249V248H149ZM148 249V250H149ZM145 250H147L146 248H145ZM45 251V252H44ZM63 251H65V252H63ZM69 251V252H68ZM67 252H68V254L70 253V255L68 256V254H67ZM64 255V254H63ZM60 256H61V258H60ZM68 256V257H67ZM67 257V258H66Z\"/></svg>",
  "mask_w": 264,
  "mask_h": 264
}]
</instances>
